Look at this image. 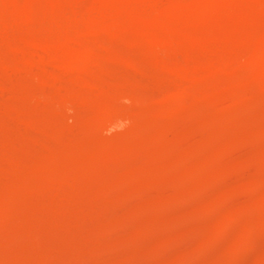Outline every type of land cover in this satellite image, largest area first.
<instances>
[{"label":"rangeland","instance_id":"obj_1","mask_svg":"<svg viewBox=\"0 0 264 264\" xmlns=\"http://www.w3.org/2000/svg\"><path fill=\"white\" fill-rule=\"evenodd\" d=\"M49 1H51V0H49ZM49 1L47 2V7L48 6L50 7V5L52 4V6H51L52 8L51 7L47 8L46 6L44 7L43 4L46 5V0L44 1L45 3L42 1H39L36 4L34 3L35 5H30L29 7H27V10L33 12V13H31V15L36 13V15L33 16L34 18L30 19V21L31 20L32 21L30 23H28L27 25H25V23H23L22 19L19 17L18 18L15 17L18 19L16 21H15V19H13L14 16L12 18L14 21L11 20L10 16H6L3 19L0 18V38H1L0 39V45L5 50H7L8 53L19 49V47L20 48H22V47H28L29 48V45H30V47H35V50H39V51L43 52L44 54H50L51 56L53 55V57H52L53 59H58V58H60V56H61V58H64L65 55L67 56V54L74 52L75 50H77V52L75 51V53H84L86 51L93 50L94 47H95V51L94 50L93 51L95 52V54L91 59L92 61L90 62V68L89 69L74 70L72 72H67L65 67L58 66V68H57L58 71H57L56 76L55 75L43 76L42 75L43 73L41 72V70L39 71L37 67L32 65V62H30L29 58H26V61L25 60H18V61H21V64H22L21 68L22 69L20 68L18 72H12L8 76H4V77L0 78V84H1L0 85V89H1L0 90V135L2 132L4 134V135L2 134L0 136V140L2 139V141H0V152H1L0 156H2V157H0V164H1L0 165V189L4 185L9 184L8 182H11V180L13 178L12 176H14V175L16 176L13 178V180L15 178H17L18 170L20 172L24 168H28V167H29L30 171H33L34 168L36 169V171L39 170L38 171L39 174L33 176L35 178L31 177L30 180L28 179L26 181V183H23V182H22L23 184L20 182H19L20 184L15 183L17 187L14 184L15 188L13 187V189H12L13 191H7L6 195L4 194L5 191L4 192L0 191L4 195V196H2V198L0 197V199H2L3 202L5 201L4 202L5 204L8 202L9 198H10V201L14 200L13 201V212H14V216L16 217V218L14 217L15 219L13 218V220H14L13 223H11L8 228H6V231H5V229H4V231L0 230V232H1L0 233V264H95V263L112 264V262H111L112 258L111 257L109 258V256L113 255L112 257H114L117 255V253L121 254L122 253L121 251H124L125 254L126 253L127 254H131V253L135 254L136 253L138 255V258L133 259V261H132L133 264H143L141 257H142V254L146 253V252H152L153 257H155L154 262L152 264H186V263L192 264L194 261L195 253L196 254H205L206 252H210V254L206 253V255L209 254V255H211V257L216 254L214 257H212L216 261H217V258L219 260L222 258H227L228 256L232 257V254H234V253H232L231 251L237 252L239 248L238 249L236 247L231 248L233 250L229 249V252H228L227 249L223 246V242H227L228 240L232 239L235 236V234L238 233L239 231H246L247 233L252 235V237L264 238L263 237V235H264V221H263L264 220V208H263L264 207V186H263L264 185V158H263V154H264V105L263 104H264V101L261 102L260 105H258V107L255 109H254L255 106L252 105V101L254 99V93L255 92L256 93L259 92V93L264 95V89H263L264 88V0H201V1H199V0L198 1H196V0H132V2H130V0H123V1L122 0H87V1L86 0H75V2L77 1L76 3H72V2L71 3L69 2V4L66 3L68 6H66V4H63L61 6V4H59V3L53 4V2L52 3L50 2L51 3L50 4ZM145 1H146V3H145ZM99 2H100V4H99ZM179 2L180 3L181 2L182 3L187 2V3H189V7L186 8L185 6H183L182 3L179 4ZM130 3H132L134 6L136 5L135 6L136 10H135V12H133L132 14H130L129 16H127L125 18V16H123L122 13L124 12L125 4L127 5ZM9 4L10 3H1V0H0V12L2 13L4 11L5 14L7 13L9 15H12L13 12L17 13V11H15V9L17 10V6H15V4H10V5ZM141 4H142V6H141ZM3 5H4V7H3ZM107 7H110V9H108ZM31 8H35V9H33L34 11H32ZM102 8H104V12L99 11V9L101 10ZM106 8H107L109 13L106 11ZM46 9H47V11H45ZM48 9L51 12H49ZM51 9L54 12H52ZM11 11H12V13H11ZM41 11L43 12L44 15L42 14ZM61 11H63V12H61ZM4 12H3V14H4ZM46 12H48L49 14ZM221 12H222V14H221ZM27 13L30 14V12H27ZM99 13H102V15ZM46 14L48 16H46ZM60 14H63V16ZM156 14H158V15L163 14L162 16L165 18V22H163L161 24H164V25H161L160 23H158V24L155 23L154 16ZM96 15H97V17H96ZM215 15H216V17H215ZM78 16H80L81 19L77 21V19L79 18ZM202 16H203V20H201ZM40 17H43V18H40ZM176 17L178 20H176ZM36 18H37V20H36ZM96 18H97V20H96ZM2 20H3V23H2ZM11 21H13V22H11ZM178 21H179V23H178ZM17 22H19V23H17ZM77 22H79V23H77ZM96 22H97V24H96ZM186 22H187V24H186ZM203 22H204V24H203ZM5 23H7V24H5ZM16 23L19 25H22V26L24 24L25 26H24V28L22 26L16 27V25H17ZM66 23H67V25H66ZM76 23H77V25H79L78 29L76 28V27H78V26H76ZM195 23H197V25ZM3 24H4V26H3ZM55 24H56V26H55ZM73 24H75V25H73ZM171 24H173V25H171ZM181 24H183L182 26H186V29H185V27L180 26ZM178 25H179V27H178ZM5 26H6V28H5ZM61 26H62V28H61ZM67 26L69 28H67ZM71 26H72V28H71ZM195 26H197V27L194 28ZM9 27L11 28V33H12V34L11 33H9V34L12 36L7 41H2V39L4 37L3 34L6 35L7 32L10 31V29H7ZM56 27H57V29H55ZM80 27H81V29H80ZM82 28H84V29H82ZM151 28L152 29L154 28V30L156 29L157 31L154 32V30H152ZM18 29H20L22 31H20V30L18 31ZM69 29H70V31H69ZM175 29H177V30H175ZM198 30H199V32H197ZM55 31H58V32L54 34ZM62 31L65 32L63 35H62V33H63ZM73 31L76 33H74ZM186 32H187V34H186L187 39H186V35H185ZM148 33H149V35H148ZM189 33H190V35H189ZM32 34H33V36H32ZM178 34L183 38H181ZM54 35H55V37H54ZM196 35H198V37H195ZM56 36H58L57 37L58 39H56ZM148 36H149V39L147 38ZM191 36H192V38H190ZM152 37H153V40L150 39ZM155 38L157 39L158 44H155V42H156ZM164 38H167V41H166V39L162 40ZM174 38H175V40H174ZM193 38H196V40ZM216 38H218L220 40H218ZM158 39H159V41H162V42H159ZM179 39H180V41H179ZM182 39H183V41H182ZM185 39L187 40V42ZM198 39L200 42L198 41ZM170 40H172V41H170ZM173 40L177 44H175V43L173 44ZM14 41H16V43ZM79 41H81V42H79ZM148 41H149V43H148ZM197 41L199 43H197ZM18 42H20V44H18ZM40 42H41V44H40ZM75 42H76V45L77 46L79 45L80 47L78 46L76 48V45L74 44ZM135 42L136 43L138 42V44L141 46L136 47V45H138V44H136ZM146 43L148 46L146 45ZM150 43H152L151 45H154V46L156 45V51L151 48ZM164 43H166V45L162 46V44H164ZM208 43H209V45H208ZM219 43H220V45H219ZM189 44L191 46L190 48H189ZM74 45H75V47H74ZM175 45L177 47H174ZM134 46H135V49H133ZM160 46L162 48H165L163 50L164 52H166L170 46L171 48L168 51H171V52L163 53ZM81 47H84V49H81ZM195 47L197 49H194V50L197 52V54L199 56H197V54L195 52V53H193V55H195V56L191 57L190 55H192V52H194L193 48H195ZM64 48H65V50H64ZM69 48H70V50H69ZM73 48H75V49H73ZM139 48H141V49L143 48L144 50L143 49L140 50ZM145 48H147L146 52H145ZM159 48H160V50H159ZM175 48H177L178 50L182 49V48L183 49L179 50V51H181V52H179V51H177V49L174 50ZM229 48H230V50H229ZM129 49L131 51H129ZM132 49L134 51H137V49H139V50L137 51V53L134 52L135 54H133ZM151 49H152V52H154V55H153V53H151V51H149ZM96 51H97V53H96ZM125 51H126V53H125ZM172 51H174V52H172ZM184 51H187L188 54L185 53ZM155 52L158 54H156ZM183 52H184V54H182ZM144 53H146V54H144ZM148 53H150V55ZM131 54H132V56H131ZM178 55H181V56H178ZM150 56H151V58H150ZM186 56L189 57V59ZM183 58H184V60H182ZM191 58H193V59H191ZM1 59L3 61H1ZM185 59L187 60V62H185L186 61ZM15 61L17 62V60H15L11 56L4 57L3 55H0V62H5L6 64L9 63L8 65H11V64L15 63ZM182 61H184V63ZM213 61L214 62L218 61V65L215 64ZM105 62H107V63H105ZM245 62H246V64H245ZM93 63H94V65H93ZM186 63H188V65ZM219 63H222L224 67L227 66L228 71H229V69L231 70L228 73L230 75H228V74H226V76L225 75L224 76L218 75L219 71L221 69L220 66L222 67V64H219ZM104 64H107V66L105 65V67H104ZM200 64H201V66H200ZM213 64H215V65H213ZM202 65H204V66H202ZM206 65L208 67L205 68ZM229 65H230V67L232 66L233 68H236V67L237 68L234 70L233 68H230ZM117 66H118V68H117ZM34 67H35V69H33ZM217 67H219V69ZM59 69H61V70H59ZM97 70H98V73H97ZM141 70L144 72V74ZM209 70H211L212 72ZM178 71H180V72L182 71L183 73L182 72L178 73ZM185 71H186V73H184ZM192 72H193V74H192ZM236 72H237V74H236ZM240 72H241V77H239ZM243 72H244V74H243ZM202 73L204 75L209 74L212 77L211 78L207 75L208 76L207 82L209 81L208 86L206 85V81H205V84H203V85L195 86V84H193L194 81H195V83H197L196 81H198V79L202 77V76L199 77L200 75H203ZM210 73H212L213 75ZM107 74H109V75H107ZM247 74H248V77H247ZM127 75L128 76L130 75L131 77L130 76L127 77ZM135 75L137 76V78ZM147 75L149 78L147 77ZM182 76H184V79ZM190 76L194 77V79L195 78L196 79L193 80L190 78ZM61 77H63V78H61ZM175 77L177 79H175ZM179 77H180V79H179ZM185 77L186 78L188 77V78L186 79ZM134 78H136V79H134ZM245 78L248 79V80H246V82L249 83V87H248L249 90L248 91L245 90L246 92L244 90L243 91L237 90L235 88V86L237 85V83H241L243 81V79L245 81ZM105 79L107 81H105ZM133 79H134V83L136 82L135 80H138L137 82H139V85H137V82H136V84H134ZM148 79L151 81H149ZM166 79H167V81H166ZM168 79H170V80L173 79V80L168 81ZM181 79H183V80H181ZM215 79H216V81H215ZM130 80H132L131 81L132 84L130 83ZM145 80H147L148 82L146 81L147 82L146 83ZM163 80H165V81H163ZM179 80H181V81H179ZM14 81H16V82H14ZM78 81H80V83H78ZM127 81H128V83H130L132 85V90H129L130 93L128 91L126 94H123L124 96H126V98L124 97L125 99L123 98L122 94L119 97L116 96V98H115V96L109 94L113 90H115V89H112V88H114L113 86H116L115 88L118 89L121 86L120 84H123V82L127 83ZM186 81H188V82H186ZM253 81H255V82H253ZM81 82H82L83 86H85V85H87V86L86 87L78 86L81 84ZM150 82H152V83L149 85ZM184 82H185V84H184ZM191 82H192V86H191ZM85 83H89V85L85 84ZM108 83H109V85H107ZM141 83H143L144 86L141 85ZM100 84L103 86H101ZM72 85H73V88H69V87H72ZM185 85L187 86V88ZM109 86H111V92L109 91L110 90ZM133 86H137V87H133ZM253 86L254 87L256 86V87L252 88ZM4 87H6V88H4ZM89 87L90 88L92 87V88L90 89ZM182 87H183V89H182ZM189 87H191V89H189ZM199 87H200V89H199ZM77 88H78V90H77ZM81 88H82V90H80ZM85 88L87 90L89 89L88 91L91 93H88L87 91H85L86 90ZM96 88L99 90H96ZM229 88H231V89H229ZM259 88H261V90ZM104 89H105V91H104ZM194 89H195L196 93H194ZM198 89H199V91H198ZM255 89L256 90L258 89V90L256 91ZM94 90H95V92H94ZM60 91H62V92H60ZM78 91L80 93H77ZM227 91H228V93H227ZM251 91H254V92H251ZM52 92L55 93V95H53ZM86 92H87V94H90V95L92 94V95L91 96L87 95ZM71 93L74 95H71ZM82 93L84 95H81ZM95 93L98 96L93 95ZM99 93H100V95H99ZM246 93H248V94H246ZM185 94H187V95H185ZM192 94H193V96H192ZM197 94H198V96H197ZM45 95L47 96V99H46ZM57 95H58V98H57ZM67 95L71 101L68 98H66ZM184 95H185V97L183 98ZM188 95H190V96H188ZM54 96H55V98H54ZM73 96H75V97H73ZM77 96H78V98H77ZM79 96H80V98H79ZM226 96H227V98H226ZM61 97H63V98H61ZM84 97H85V99H84ZM94 97L98 98V99H95ZM168 97L172 100L167 99ZM192 97H195L196 100ZM222 97H223V99H222ZM100 98H102V99H100ZM110 98H111V100H110ZM182 98H183V100H182ZM191 98L194 100H191ZM198 98L201 101H210V103H211L210 107L211 108H209V112H210V115L212 114V116H210L208 114L209 112L207 114H202L201 112H199V115H197L198 112H196V113H194L196 115L193 114L191 116H187L182 121L177 120L178 118L175 117L177 115V113L184 112L188 108V106L191 105V103L192 104L195 103L198 100ZM201 98L202 99L204 98L205 100L204 99L202 100ZM59 99L60 100L63 99V102L61 103V101ZM104 99L105 100L109 99V100L103 101ZM114 99H115V102H114ZM89 100H91L92 102H89ZM98 100H101V101H98ZM117 100H118V102H117ZM190 100H191V102H190ZM227 100H231V101H227ZM40 101L41 102L43 101L44 105H42V106L45 109L42 106L40 107ZM50 101H51V103H50ZM108 101L111 104H108L109 103ZM171 101H172V103H171ZM53 102H58L60 107L57 108L58 107L57 105H56L57 107L56 106L53 107V105H52ZM66 102L71 103L70 105L72 106V108H70L71 106L70 107L66 106L67 105ZM75 102H77V103H75ZM180 102H181V104H180ZM225 102L226 103L230 102L228 105H229V107L233 113L238 114V113L243 112L245 114H248L246 112L249 110L248 111L249 114L251 115V113H252L253 114L252 116L255 119V120L253 119L254 124H252L253 123L252 122L250 124L251 126L249 128H248V126H247V128H245L246 127V125H245V127L243 129V127L240 125L243 123H240L239 121H231V122H229V123H231L230 126L228 123L227 124L228 127H226L227 129L230 127L229 131L226 130V133H223V131L221 130L222 127L220 125H218L217 121H215V119H216L215 116H216V112L218 110L220 111L221 107L223 108V106L225 105ZM232 103H233V105H232ZM250 104H251V107L253 106V108L250 107ZM76 105H79V106H76ZM110 106H114V107H112L113 109ZM118 106L120 108L122 107L125 110L120 109ZM156 106H157V108H156ZM163 106H164V108H163ZM173 106H174V108H171ZM182 106H183V109H182ZM63 107H64V109H63ZM68 107H69V109H68ZM73 107L76 108V111H74ZM78 107H81V108L86 107L85 110L88 113H86L85 110H80V108H78ZM106 107L111 108L113 111H115L117 113L122 112V110L124 112V111H126V108H128L129 111H127V112L130 115L132 114L133 117H135V116L137 117V115L139 113L142 115V113L144 114V112L147 113V112L154 111L153 112L154 117L151 121L143 123L142 124V125H144L143 127H142V125H138V124H137L138 127H136L135 126L136 123H134L135 125H133V128H132V123H130V126H128L129 123H127V126H126L125 123L116 122V125L113 123V125L111 124V126L109 125L106 127L107 129L104 128L103 130L101 129V131H99L98 127H96V126L94 127V125L88 126V127L85 126V128L83 127L82 132H84V133H81L80 129L74 128V124H75L74 120H75V118L78 117V115H80V117H81V119H78V121L82 120V122H83V121H85L84 119H86V117L89 115L90 116L92 115L93 117H96V115L98 116V114L103 109H106ZM41 108H43V109H41ZM98 108H99V110H98ZM115 108H117V109H115ZM162 108H163V110L166 108V111H162ZM178 108H179V110H178ZM65 109H66V111H65ZM146 109L148 111H146ZM159 109H161V110H159ZM170 109H171V111H170ZM181 109H182V111H180ZM212 109H213V112H212ZM50 110H52L54 113ZM174 110H175L176 115H174ZM254 110H255V112H254ZM138 111H140V112H138ZM159 111H160V113H159ZM235 111H237V112H235ZM93 112H94V114H93ZM155 112H156V114H155ZM162 112H166V116L164 115L165 113L162 114ZM77 113H79V114H77ZM134 113L135 114L138 113V114L133 115ZM170 113L172 115H170ZM257 114H259V115H257ZM81 115H83V116H81ZM161 115H162V118H161ZM203 116H205L204 119H203ZM72 117H75V118H72ZM155 120H156V122H155ZM10 121H12V122H10ZM151 122H153V123H151ZM180 122H182V123H180ZM18 123H20V124H18ZM117 123H119V124H117ZM6 124H8V125H6ZM61 124H62V126H61ZM66 124H68V125H66ZM121 124H122V126H120ZM202 124H204V125H202ZM14 125H16V126H14ZM118 125L121 128L124 127V128H122L124 130H122ZM65 126L66 127L68 126V128L66 129ZM158 126H160V127H158ZM214 126H215V128H214ZM23 127L26 129H24ZM59 127H60V129H59ZM62 127H64L65 129ZM93 127H94V129H93ZM127 127L131 130V132H130V130L126 129ZM10 128H12V130ZM51 128H52V130H51ZM69 128L70 129L74 128L73 131L71 130L72 131L71 133L74 132L73 135H76V137L80 133L87 135V137L89 136L88 138H92V137H94V135L96 136V134L100 135V140L102 142V151H101V153L96 155V157H93L94 155H92L91 150L88 152L89 148L86 149L87 151L85 150L87 157L89 158V161L87 162V165L84 168L85 170L84 169H81L82 171L78 170L77 173L76 172L73 173L72 169H68V168L66 169V167H65V165L68 163L70 158L71 157L73 158V155H75V154L78 155V153L80 152V150H78V148H75V147L73 148V146H70L73 143V141H72L73 138H71L72 140H70V138H67V137L65 138V136L62 134L63 131L65 132ZM141 128H143V131ZM4 129L5 130L7 129L6 132ZM13 129H16V130H13ZM27 129H29L31 132L32 131L33 132L32 133L30 132L31 133L30 134ZM58 129L60 130L59 133H58V131H59ZM53 130L55 131V136H53V133H54ZM121 130L123 131V133ZM134 130H135V132H134ZM199 130H200V132H199ZM233 130H235V131H233ZM15 131H17L18 134ZM20 131H22V132H20ZM137 131L139 133L136 135ZM48 132L50 135H48ZM75 132H77V134ZM90 132H92V133H90ZM162 132H163V134L161 135ZM10 133H12L11 137H9ZM21 133H23V135ZM36 133H38V134H36ZM51 133H52V135H51ZM88 133H90V134H88ZM148 133H150V134H148ZM217 133H219V134H217ZM19 134H20V136H19ZM176 134H178V136ZM222 134H224V135L228 134V135H227V137L226 136L222 137L223 136ZM5 135L8 139L7 138L3 139L5 137ZM91 135H92V137H91ZM124 135L127 136V138ZM131 135L134 136V139H135V141L137 140V143L135 141L133 142L134 139L132 138L133 136L130 137ZM16 136H17V138H16ZM25 136H26V138H25ZM28 136H30V137H28ZM45 136H50L49 138L51 139V141H49L50 140L49 138H45ZM63 136H64V138H62ZM180 136L184 137L183 142L178 141ZM1 137H3V138H1ZM68 137H70V136H68ZM72 137H75V136H72ZM128 137L131 138L132 142L129 140ZM141 137H142V139H141ZM154 137H156V138H154ZM11 138L12 139L16 138V139H13V141H12ZM36 138L37 139L39 138L38 141ZM43 138H45V139H43ZM170 138H172V139H170ZM209 138H211V139H209ZM68 140L72 141V143H69L70 141H68ZM165 140H166V142H165ZM30 141H32V142H30ZM122 141H124V143ZM155 141H157V142H155ZM210 141H211V143H210ZM13 142H16V143H13ZM23 142H25V143H23ZM215 142L217 144H215ZM120 143H122V144H120ZM67 144H69L68 148L71 147L70 148L71 151L73 148V152H74L73 154L72 153L65 154V155L61 154L62 149L64 150V148H67L66 147ZM192 144L204 145L207 147H206L204 152L203 151L202 152L201 151L200 152H197V151L192 152L189 149ZM73 145H74V143H73ZM109 146L111 149L109 148ZM61 147H63V148H61ZM241 147H243L245 150L243 151ZM246 147H247V149L248 148L249 149L247 150ZM7 148H9V149L7 150ZM106 148L108 150H105ZM114 148H116L117 151L119 150L118 151L119 153H117L116 149H114ZM144 148H145V151H143ZM154 148L156 150H154ZM3 149H4V151H3ZM112 149L114 150V152L116 151L115 154H117V158L118 157L119 158L118 159L115 158L112 162L110 161L111 162L110 163L107 159V157H108L107 153H109V151H112ZM103 150H104V152H103ZM135 150H137V151H135ZM184 151L186 152L185 154H184ZM238 151H239V154L237 155L235 152H238ZM90 153H91V156L88 155ZM234 153H235V155H234ZM240 153H241V155H240ZM48 154H49V156L52 155L51 156V158L53 157L52 162L55 161L58 166H62V167L64 166L63 168L66 170H64L62 168L61 169L56 168L57 170H54V169L52 170V171H54L53 173L50 172V174H51L50 176H48V174L44 175V173H42V172L45 170L46 164H48V162L45 159L46 157H48ZM125 154H127V155H125ZM167 154H169V155H167ZM217 155H218V157H217ZM242 155H244V158L246 161L241 166H237L235 164V160L238 156H242ZM5 156H7V157L4 158ZM33 156L36 160L33 158ZM36 156H38L39 159ZM54 156H56V157L60 156L58 158H60L61 160L54 157ZM64 156H66V157L71 156V157L66 158ZM128 156H130V157L128 158ZM164 156H166V157H164ZM177 156H178V158H177ZM193 156H195V157H193ZM196 156H198V157H196ZM11 157H13V158H11ZM42 157H44V158H42ZM100 157H101V159H100ZM156 157H157V159H156ZM160 158L166 159V160L170 161L171 163L173 162L171 164L172 168L170 167L173 170H168L167 172H170V173H166L165 174L166 176H163V178H161L160 176H157L159 173L152 174L155 177L152 175H149V176H151L150 177L151 179H147V180H150V181L145 180L146 183L144 181L142 182L140 179H142L143 176H147L148 174H150V172L148 171V170H150V168H151V173H152V171H155L154 166L155 167L157 166V163L160 160ZM189 158H191V159H189ZM1 159H3V160H1ZM10 159H13L14 161L10 160ZM26 159H29V160H26ZM98 159H100V160H98ZM218 159H219V161H218ZM106 161H108V162H106ZM153 161H154V163H153ZM190 161H192V162L188 163ZM221 161H223V162H221ZM3 162H5V163H3ZM9 162L16 163V164H11V163L9 164ZM155 163H156V165H155ZM210 164H211V166H210ZM182 165L184 167H182ZM191 165H193V166H191ZM14 166H17V167H14ZM30 166L34 167V168H31ZM139 166L142 168H140ZM147 166H149V169ZM175 166H177V167L179 166V167L177 168ZM7 169H9V170H7ZM94 169H95V171H94ZM174 169H176V170H174ZM205 169H207L208 171H206ZM254 169L256 172L254 171ZM88 170H90V171L92 170V171L90 172ZM179 170H181V171H179ZM2 171H4V172H2ZM10 171L13 172L12 175H11ZM130 171H131V173H130ZM136 171H137V173H136ZM138 171H139V174L141 173L140 175L138 174ZM250 171H251V173H250ZM143 172L146 174H143ZM171 172L172 173L175 172V173H173L174 175L171 174ZM54 173H55V175H54ZM253 173H255V177L257 178L258 183H260L258 186V187H260V189L257 187L259 190L258 191L259 193L256 190L257 188L255 189L256 192L255 191L248 192V189L246 187L247 179ZM248 174H249V176H248ZM84 177H85V179H82ZM87 177H88V179H87ZM8 178H9V180H7ZM127 178H129V179H127ZM155 178H157L156 179V180H158L157 182L153 181ZM181 178H183V179H181ZM134 179L135 180L139 179L140 181L139 180L138 181L142 183V184H140V187H139L142 190L141 191L142 193L139 192V194L141 193L140 196H139V194L136 195V197L138 196L140 198H134V196H132V192L134 195V190H135L133 188H134V186L136 188V182L138 183V181L137 180L135 181ZM162 179H164V180L162 181ZM5 180H7L8 182H6ZM13 180H12V183L14 182ZM142 180H144V178ZM51 181H52V183H51ZM120 181H122V183ZM188 181H190L189 184L191 186H186L188 184ZM71 182L75 183V184H72ZM193 183H194L193 186L195 189L192 186ZM200 184H202V185H200ZM26 185H27V187H26ZM44 185H46L45 186V187H47L46 189H49L50 187L53 189V190L51 189L52 193L50 190L48 191L49 192L48 194H50L51 196L48 195L49 197L48 196L46 197V195H47L46 192L41 193L42 191L40 189L43 188ZM128 185H130V186H128ZM196 185H198V186H196ZM19 186L23 189V191H22V189H20ZM83 186H85L86 188ZM109 186H110V188H109ZM69 187H71V188H69ZM191 187L193 188V190H191L192 189ZM55 188H57L58 191L54 190ZM68 188L72 189V190L66 192L67 190H69ZM24 189H27V190H24ZM100 189H101V191H100ZM110 189H112V190H110ZM37 190L38 191L40 190L39 191L40 193H37ZM54 191L56 192V194ZM61 191H63V192H61ZM107 191H108V195H106ZM158 191H159V193H158ZM53 192H54V194H53ZM57 192H58V197L56 196V198H54V196L57 195ZM1 193H0V195H1ZM23 193H25V194H23ZM61 193H62V196H59V195H61ZM101 193L104 195L102 196ZM111 193H113V194H111ZM37 194H39V196ZM40 194H42V195L40 196ZM63 194H64V196H63ZM110 194H111V196L107 198L106 196H109ZM206 194H207V196H203ZM16 195L19 197L23 195V197L21 198L22 200L17 199ZM24 195L27 197L25 198ZM29 196L32 198L30 199ZM33 196H35V198H33ZM159 196H160V198H159ZM38 197H40V198L38 199ZM214 197L217 198V200H219V201L217 203L215 202L213 204L210 201ZM61 198H63V201ZM156 198H157V200H156ZM194 198H196V199H194ZM56 199L58 200L59 205L62 207L58 210H57V208L55 209L54 204H53V203L57 202ZM91 199H93V200H91ZM191 200H192V202H193V200L194 201L197 200V201L194 202V204H193L191 202ZM133 201H134V203H133ZM187 201L191 202L194 207L192 206L193 207L192 208L191 203H189ZM16 202L19 204H17ZM33 203L35 204L36 207L33 206L34 205ZM49 203H51L52 205ZM220 203H222V204H220ZM11 204H12V202H11ZM31 204H33V205L31 206ZM184 204H186L187 208ZM92 205H93V207H92ZM109 205H111V206H109ZM151 205L155 209L154 208H148ZM73 206H74V208H73ZM49 207H50V209H49ZM35 208L37 210L38 209H40V210L37 211ZM63 208H65V209H63ZM68 208H70V209H68ZM92 208H94V210ZM125 208H127V209H125ZM43 209H45V210L42 211ZM67 209L70 210V213L68 212ZM71 209L74 211V214H73V211ZM75 209H77V210H75ZM80 209L82 212L80 211ZM129 209L131 211L130 215H132V217L124 212V211L129 210ZM157 209H158V211H157ZM233 209H237V211H238L237 217L238 218L236 217L237 218L236 220L233 219L232 221H234V222L229 221V223H225V221L227 222L230 211ZM258 209H259V211H258ZM66 210H67V213H66ZM155 210L157 213L156 215L159 216L160 220L165 224V226L168 225L167 229L169 230L168 235L166 236L167 238H161V240L159 239V242H161V243H159L158 240H156L157 239V234H156L157 231H155V230H157V229L152 228V230H151V228H148V227L145 228L146 226L142 225L139 222L140 220L145 219V215H146V218L150 217L151 215H155ZM40 211H41V213L38 214V212H40ZM61 211H63V212H61ZM75 211H76V213H78L77 218H75L76 217ZM171 212L173 213V215L170 214ZM193 212H194V214L192 215ZM87 213H89L91 215H88ZM147 213H149V214H147ZM167 214H168V216H167ZM211 214H212V216H211ZM190 215H192V216H190ZM204 215L208 216V217H210V216L211 217L215 216V217L209 221L207 219H205L207 221H204L203 220L204 217L202 218V216H204ZM84 216L86 217V219ZM105 216H106V218L108 217L109 219L108 218L105 219ZM115 216H117V218ZM55 217H57V219ZM99 217L101 220L99 219ZM190 218H191V220H190ZM29 220L32 221V224H31V222H29ZM47 220H49V221L51 220V221L49 223L47 222L45 224L44 222H46ZM52 220L54 222H57V223L59 220V223L54 224V222ZM68 220H69L70 224L68 223ZM80 220H81V222H80ZM109 220L111 221V223H109L110 222ZM40 221H43V222H40ZM27 222L30 223V225H32L33 228L35 227V229H37V231L35 230L31 234H21L20 229L23 228V225L26 224ZM35 223H37V224H35ZM40 223H41V227L39 228ZM79 223H81V224L84 223V225H82L83 227ZM192 223H194V224H192ZM33 225H35V226H33ZM47 225H50V227H48ZM51 225H52V228H51ZM53 225L54 226L56 225V227H53ZM125 225L126 226L128 225V226L126 227ZM45 226L48 228H46ZM59 226L61 227V228H59L60 230L57 228ZM86 226H88V227H86ZM184 226H185V228L188 226L189 229L188 228L187 229H188L189 236L187 234L184 237V235L182 234L181 231H184L183 230ZM10 227H12V228H10ZM15 227H17V228H15ZM80 227H81V229H79ZM88 228H90V229H88ZM93 228H95V229H93ZM125 228L127 229V231H124ZM51 229H52V231H51ZM141 229H142V231H141ZM230 229H232L233 231H231ZM96 230L99 232H97ZM38 231H40V232H38ZM171 231H172V233H170ZM223 231H224V233H223ZM228 231H229V233H228ZM110 232H111V234L113 232L114 233L112 235H110ZM180 232L183 235V237H179ZM81 233H82V236H81ZM88 233H92L91 236L93 238ZM230 233H231V235H227ZM95 234H97V237ZM101 234H103V235H101ZM142 234H143V237H142ZM117 235L119 238L115 237ZM206 235H208V237H210L209 238L210 240L208 239V237ZM85 236H87V237L85 238ZM108 236H109V238L111 237L112 242L110 239L107 238ZM113 236H114V238H112ZM204 236H206V237H204ZM193 237H194V239H193ZM96 238H97V241H99V242L96 241ZM212 238L215 240L213 241ZM92 239H93V241H92ZM143 239L146 241H143ZM198 239H199V241H198ZM86 240H87V242H90L93 245L95 242V245L94 246L92 245V247L96 250V251L94 250V252H96L95 253L96 255L92 254L93 253L92 252L91 254L90 253H84L85 257H84V255H82L83 257L80 256L81 254L79 252H80V250H82V247H83V246L81 247V245L83 244L82 241L86 242ZM147 240H149L150 242ZM155 240H156V242H155ZM108 241L111 243V245ZM153 241L155 242V244H153L154 243ZM151 242H153V243H151ZM162 242H164V243H162ZM112 243H113V245H112ZM132 243H134V244H132ZM77 244H78V247H77ZM75 245H76V247H75ZM127 245L130 247H127ZM131 246L134 248H132ZM138 246H141V248L140 249L137 248ZM160 246H161V249H160ZM213 246H214V248H213ZM76 248H78V250ZM108 248H109V250H108ZM124 248H125V250H124ZM126 248H127V250H126ZM116 249H118L119 251L118 250L115 251ZM107 250H108V252H107ZM131 250L134 252H132ZM97 251L98 252L100 251L101 255L103 253L104 254L103 257L100 255V253L98 254ZM111 251L112 252L114 251L116 254H114V252H113V254H111L112 253ZM247 252L252 254V258H248V259H246V261L245 260H244V262L242 261V263L240 262L241 264H264V248L260 245L258 239H254L252 242H249ZM108 253H109V256H107ZM86 254H87V256H86ZM91 255H93V256H91ZM97 255H98V257H97ZM104 256L108 257L107 259L105 257L106 261H108V262H104L103 260H105V259L100 260V258H104ZM181 257H182V260H181ZM214 260L212 263H209V264H215L214 262H216V261H214ZM102 261H103V263H102ZM132 262L123 263V264H132ZM240 263H238V264H240Z\"/></svg>","mask_w":264,"mask_h":264},{"label":"bare ground","instance_id":"obj_2","mask_svg":"<svg viewBox=\"0 0 264 264\" xmlns=\"http://www.w3.org/2000/svg\"><path fill=\"white\" fill-rule=\"evenodd\" d=\"M39 1H42V2H44L45 0H1V3H10V4H15V6H17V10L15 9V11H17V13L16 12H13V14L12 15H9V14H5V12H4V14H3V12L1 13L0 12V18L1 19H3V18H5L6 16H10V18H11V20H13V19H15V21L16 20H18L17 18L19 17V18H21L22 19V21H23V23H25V25H27L28 23H30L31 21H30V19L32 18H34L33 16L34 15H36V13L35 14H33V15H31V13H33V12H31V11H29V10H27V7H29L30 5H35L36 3H38ZM49 0H46V5L45 4H43L44 5V7L46 6L47 7V2H48ZM87 1V0H86ZM123 1V0H122ZM196 1H198V0H196ZM199 1H201V0H199ZM52 3L53 2V4L54 3H59V4H61V6L63 5V4H66V3H68L69 4V2L71 3H76L75 2V0H51V1H49V3ZM116 2V1H115ZM128 2V1H127ZM130 2H132V0H130ZM150 2V1H149ZM228 2V1H227ZM35 3V4H34ZM45 3V2H44ZM50 3V4H51ZM109 3V2H108ZM112 3V2H111ZM145 3H146V1H145ZM148 3V2H147ZM182 3V2H181ZM180 2H179V4H181ZM198 3V2H197ZM203 3V2H202ZM260 3V2H259ZM9 4V5H10ZM99 4H100V2H99ZM114 4V3H113ZM183 4V6H185L186 8H188L189 7V3H187V2H183L182 3ZM217 4V3H216ZM42 5V4H41ZM56 5V4H55ZM71 5V4H70ZM112 5V4H111ZM149 5V4H148ZM147 5V6H148ZM202 5V4H201ZM225 5V4H224ZM227 5V4H226ZM7 6V5H6ZM14 6V7H15ZM52 6V4L50 5V7ZM66 6H68L67 4H66ZM105 6V5H104ZM107 6V5H106ZM110 6V5H109ZM113 6V5H112ZM136 6V5H135ZM135 6L132 4V3H130V4H125V7H124V12L122 13V15L123 16H125V18L127 17V16H129L130 14H132L133 12H135V10H136V8H135ZM141 6H142V4H141ZM259 6V5H258ZM3 7H4V5H3ZM9 7V6H8ZM13 7V6H12ZM49 7V6H48ZM47 7V8H48ZM49 7V8H50ZM76 7V6H75ZM78 7V6H77ZM116 7V6H115ZM10 8V7H9ZM52 8V7H51ZM108 9H110V7H107ZM107 8H106V11L108 12V10H107ZM139 8V7H138ZM173 8V7H172ZM204 8V7H203ZM216 8V7H215ZM8 9V8H7ZM6 9V10H7ZM32 9V11H34L33 9H35V8H31ZM58 9V8H57ZM61 9V8H60ZM85 9V8H84ZM103 9V10H102ZM101 10L99 9V11H102V12H104V8H102ZM196 9V8H195ZM194 9V10H195ZM219 9V8H218ZM231 9V8H230ZM27 10V11H26ZM42 10V9H41ZM52 10V9H51ZM56 10V9H55ZM65 10V9H64ZM63 10V11H64ZM98 10V9H97ZM96 10V11H97ZM116 10V9H115ZM123 10V9H122ZM141 10V9H140ZM229 10V9H228ZM45 11H47V9L45 10ZM48 11H49V9H48ZM63 11H61V12H63ZM71 11V10H70ZM165 11V10H164ZM198 11V10H197ZM204 11V10H203ZM216 11V10H215ZM27 12H30V14H28ZM42 12V11H41ZM49 12H51V11H49ZM52 12H54L53 10H52ZM68 12V11H67ZM74 12V11H73ZM92 12V11H91ZM98 12V11H97ZM155 12V11H154ZM174 12V11H173ZM194 12V11H193ZM11 13H12V11H11ZM38 13V12H37ZM40 13V12H39ZM46 13H48V12H46ZM109 13V12H108ZM177 13V12H176ZM187 13V12H186ZM220 13V12H219ZM42 14H43V12H42ZM49 14V13H48ZM76 14V13H75ZM95 14V13H94ZM98 14V13H97ZM99 14H101L102 15V13H99ZM153 14V13H152ZM189 14V13H188ZM221 14H222V12H221ZM224 14V13H223ZM5 15V16H4ZM39 15V14H38ZM44 15V14H43ZM60 15H62L63 16V14H60ZM89 15V14H88ZM91 15V14H90ZM120 15V14H119ZM163 15V14H162ZM162 15H158V14H156L155 16H154V21H155V23L156 24H158V23H163V22H165V18L162 16ZM196 15V14H195ZM208 15V14H207ZM12 16V17H11ZM13 16H14V18H13ZM46 16H48L47 14H46ZM95 16V15H94ZM174 16V15H173ZM204 16V15H203ZM203 16H202V19L201 20H203ZM210 16V15H209ZM15 17H17V18H15ZM37 17V16H36ZM50 17V16H49ZM53 17V16H52ZM79 18L77 19V21L78 20H80L81 19V17L80 16H78ZM93 17V16H92ZM96 17H97V15H96ZM99 17V16H98ZM168 17V16H167ZM175 17V16H174ZM186 17V16H185ZM193 17V16H192ZM215 17H216V15H215ZM220 17V16H219ZM9 18V17H8ZM13 18V19H12ZM38 18V17H37ZM37 18H36V20H37ZM40 18H43V17H40ZM39 18V19H40ZM189 18V17H188ZM20 19V20H21ZM172 19V18H171ZM186 19V18H185ZM184 19V20H185ZM190 19V18H189ZM188 19V20H189ZM7 20V19H6ZM92 20V19H91ZM96 20H97V18H96ZM176 20H178L177 19V17H176ZM181 20V19H180ZM200 20V21H201ZM211 20V19H210ZM14 21V20H13ZM13 21H11V22H13ZM25 21V22H24ZM29 21V22H28ZM48 21V20H47ZM175 21V20H174ZM196 21V20H195ZM46 22V21H45ZM2 23H3V20H2ZM17 23H19V22H17ZM16 23V24H17ZM77 23H79V22H77ZM77 23H76V26H78V27H76L77 29L79 28V25H77ZM178 23H179V21H178ZM208 23V22H207ZM5 24H7V23H5ZM11 24V23H10ZM53 24V23H52ZM96 24H97V22H96ZM186 24H187V22H186ZM196 25H197V23H195ZM194 24V25H195ZM203 24H204V22H203ZM2 25V24H1ZM24 24H23V26L22 25H19V24H17L16 25V27H20V26H22L23 28H24V26H25ZM66 25H67V23H66ZM73 25H75V24H73ZM161 25H164V24H161ZM171 25H173V24H171ZM183 24H181L180 26H182ZM3 26H4V24H3ZM38 26V25H37ZM55 26H56V24H55ZM69 26V25H68ZM67 26V28H69ZM97 26V25H96ZM169 26V25H168ZM188 26V25H187ZM199 26V25H198ZM14 27V26H13ZM46 27V26H45ZM83 27V26H82ZM90 27V26H89ZM166 27V26H165ZM178 27H179V25H178ZM182 27H185V29H186V26H182ZM181 27V28H182ZM197 26H195L194 28H196ZM5 28H6V26H5ZM15 28V27H14ZM50 28V27H49ZM54 28V27H53ZM61 28H62V26H61ZM71 28H72V26H71ZM173 28V27H172ZM193 28V27H192ZM200 28V27H199ZM7 29H10V31H8L7 32V34L5 35V34H3L4 35V37H3V39H2V41H7L9 38H11V36L12 35H10L9 33H11V28L9 27V28H7ZM17 29V28H16ZM21 29V28H20ZM20 29H18V31L20 30ZM55 29H57V27L55 28ZM80 29H81V27H80ZM82 29H84V28H82ZM88 29V28H87ZM125 29V28H124ZM152 29V28H151ZM161 29V28H160ZM202 29V28H201ZM15 30V29H14ZM47 30V29H46ZM152 30H154V28L152 29ZM175 30H177V29H175ZM17 31V32H18ZM20 31H22V30H20ZM69 31H70V29H69ZM80 31V30H79ZM86 31V30H85ZM155 31H157L156 29L154 30V32ZM185 31V30H184ZM190 31V30H189ZM188 31V32H189ZM5 32V31H4ZM13 32V31H12ZM58 31H55L54 32V34L55 33H57ZM63 32V31H62ZM61 32V33H62ZM74 32V31H73ZM81 32V31H80ZM197 32H199V30L197 31ZM65 32H63L62 33V35L64 34ZM68 33V32H67ZM74 33H76V32H74ZM79 33V32H78ZM177 33V32H176ZM184 33V32H183ZM193 33V32H192ZM12 34V33H11ZM41 34V33H40ZM49 34V33H48ZM187 34V32L185 33V35ZM2 35V34H1ZM26 35V34H25ZM72 35V34H71ZM148 35H149V33H148ZM175 35V34H174ZM179 35V34H178ZM189 35H190V33H189ZM193 35V34H192ZM32 36H33V34H32ZM70 36V35H69ZM79 36V35H78ZM91 36V35H90ZM153 36V35H152ZM161 36V35H160ZM176 36V35H175ZM180 36V35H179ZM184 36V35H183ZM194 36V35H193ZM54 37H55V35H54ZM58 36H56V39H58L57 38ZM63 37V36H62ZM65 37V36H64ZM137 37V36H136ZM139 37V36H138ZM146 37V36H145ZM154 37V36H153ZM153 37L152 38H150L151 40H153ZM181 37V36H180ZM195 37H198V35H196ZM39 38V37H38ZM148 39H149V36L147 37ZM181 38H183V37H181ZM190 38H192V36L190 37ZM220 38V37H219ZM1 39V38H0ZM28 39V38H27ZM61 39V38H60ZM156 39V38H155ZM154 39V40H155ZM166 39V41H167V38H164V39H162V40H165ZM186 39H187V35H186ZM185 39V40H186ZM189 39V38H188ZM193 39H195L196 40V38H193ZM216 39H218V38H216ZM62 40V39H61ZM169 40V39H168ZM174 40H175V38H174ZM174 40H173V44L175 43L174 42ZM201 40V39H200ZM218 40H220V39H218ZM18 41V40H17ZM73 41V40H72ZM82 41V40H81ZM81 41H79V42H81ZM158 41H159V39H158ZM170 41H172V40H170ZM179 41H180V39H179ZM178 41V42H179ZM182 41H183V39H182ZM198 41H199V39H198ZM197 41V43H199ZM217 41V40H216ZM12 42V41H11ZM15 43H16V41H14ZM24 42V41H23ZM22 42V43H23ZM69 42V41H68ZM153 42V41H152ZM159 42H162V41H159ZM185 42V41H184ZM186 42H187V40H186ZM202 42V41H201ZM205 42V41H204ZM21 43V44H22ZM136 43V42H135ZM148 43H149V41H148ZM189 43V42H188ZM196 43V44H197ZM203 43V42H202ZM215 43V42H214ZM18 44H20V42H18ZM17 44V45H18ZM40 44H41V42H40ZM49 44V43H48ZM53 44V43H52ZM75 45H76V42L74 43ZM134 44V43H133ZM136 44H138V42L136 43ZM143 44V43H142ZM152 43H150V46H151V48L153 49V50H155L156 51V45L154 46V45H151ZM155 44H158L157 43V39H156V42H155ZM160 44V43H159ZM175 44H177V43H175ZM183 44V43H182ZM181 44V45H182ZM217 44V43H216ZM24 45V44H23ZM57 45V44H56ZM75 45H74V47H75ZM91 45V44H90ZM146 45H147V43H146ZM166 45V43H164V44H162V46H165ZM180 45V46H181ZM192 45V44H191ZM208 45H209V43H208ZM219 45H220V43H219ZM222 45V44H221ZM261 45V44H260ZM9 46V45H8ZM13 46V45H12ZM51 46V45H50ZM53 46V45H52ZM72 46V45H71ZM79 46V45H78ZM77 45H76V48L78 47ZM140 47L141 45H136V47ZM145 46V45H144ZM148 46V45H147ZM159 46V45H158ZM168 46V45H167ZM179 46V47H180ZM193 46V45H192ZM5 47V46H4ZM18 47V46H17ZM56 47V46H55ZM80 47V46H79ZM161 47V46H160ZM174 47H177L176 45L174 46ZM173 47V48H174ZM182 47V46H181ZM186 47V46H185ZM191 46H190V44H189V48H190ZM197 47V46H196ZM193 48V50L194 49H197V48ZM227 47V46H226ZM14 48V47H13ZM71 48V47H70ZM70 48H69V50H70ZM88 48V47H87ZM86 48V49H87ZM148 48V47H147ZM147 48H145V52H146V50H147ZM170 46H169V48H168V50H170ZM172 48V49H173ZM221 48V47H220ZM50 49V48H49ZM63 49V48H62ZM73 49H75V48H73ZM81 49H84V47H81ZM85 49V50H86ZM133 49H135V46L133 47ZM132 49V51H133V54H135L134 52H136L137 53V51L140 49V50H142L141 48H139V49H137V51H134ZM149 49V48H148ZM152 49L151 50H149V51H151V53H153V55H154V52H152ZM165 48H162L161 47V50L163 51ZM177 48H175L174 50H176ZM183 49V48H182ZM182 49H179V50H182ZM187 49V48H186ZM192 49V48H191ZM14 50V49H13ZM48 50V49H47ZM64 50H65V48H64ZM68 50V51H69ZM93 50L95 51V47L93 48ZM93 50H90V51H86V52H84V53H75V51L77 52V50H75L74 52H71V53H69V54H67V56L65 55V57L64 58H61V56H60V58H58V59H53L52 57H53V55L51 56L50 54H44L43 52H41V51H39V50H35V47H30V45H29V48L28 47H22V48H20L19 47V49H17V50H15V51H13V52H10V53H8V51L7 50H5L1 45H0V55H3L4 57H7V56H11V57H13L15 60H17V62L15 61V63H13V64H11V65H8V64H6L5 62H0V78L1 77H4V76H8L9 74H11L12 72H18L19 71V69L22 67L21 65V61H18V60H25L26 61V58H29V60H30V62H32V65L33 66H35V67H37L38 68V70L40 71L41 70V72L43 73L42 75L43 76H48V75H57V71H58V66H62V67H65L66 68V70H67V72H72V71H74V70H82V69H89L90 68V62L92 61L91 59H92V57L94 56V54H95V52L93 51ZM103 50V49H102ZM144 50V49H143ZM159 50H160V48H159ZM166 51V52H164L163 51V53H167V52H171V51ZM178 49H177V51H179ZM229 50H230V48H229ZM55 51V50H54ZM129 51H131L130 49H129ZM225 51V50H224ZM227 51V50H226ZM50 52V51H49ZM172 52H174V51H172ZM179 52H181V51H179ZM185 53H187L188 54V52L187 51H184ZM184 52L182 53V54H184ZM191 52V51H190ZM196 51L194 50V52H192V55H190L191 57L192 56H195V55H193V53H195ZM228 52V51H227ZM61 53V52H60ZM96 53H97V51H96ZM125 53H126V51H125ZM156 53V52H155ZM144 54H146V53H144ZM149 55H150V53H148ZM156 54H158V53H156ZM170 54V53H169ZM176 54V53H175ZM181 54V53H180ZM196 54H197V52H196ZM131 56H132V54H131ZM152 56V55H151ZM151 56H150V58H151ZM156 56V55H155ZM178 56H181V55H178ZM185 56V55H184ZM197 56H199L198 54H197ZM196 56V57H197ZM187 57V56H186ZM212 57V56H211ZM181 58V57H180ZM185 58V57H184ZM184 58L182 59V60H184ZM188 59H189V57H187ZM209 58V57H208ZM3 59V58H2ZM1 59V61H3ZM146 59V58H145ZM191 59H193V58H191ZM213 59V58H212ZM257 59V58H256ZM28 60V59H27ZM147 60V59H146ZM186 60V59H185ZM208 60V59H207ZM221 60V59H220ZM194 61V60H193ZM192 61V62H193ZM198 61V60H197ZM226 61V60H225ZM247 61V60H246ZM23 62V61H22ZM95 62V61H94ZM149 62V61H148ZM183 63H184V61H182ZM185 62H187V60L185 61ZM214 62V61H213ZM98 63V62H97ZM104 63V62H103ZM105 63H107V62H105ZM211 63V62H210ZM215 64H217L218 65V61L217 62H214ZM182 64V63H181ZM187 65H188V63H186ZM212 64V63H211ZM215 64H213V65H215ZM219 64H222V63H219ZM226 64V63H225ZM245 64H246V62H245ZM93 65H94V63H93ZM101 65V64H100ZM105 65L107 66V64H104V67H105ZM185 65V64H184ZM228 65V64H227ZM240 65V64H239ZM243 65V64H242ZM99 66V65H98ZM102 66V65H101ZM200 66H201V64H200ZM202 66H204V65H202ZM220 66V65H219ZM26 67V66H25ZM29 67V66H28ZM35 67L33 68V69H35ZM206 67H208L207 65L205 66V68ZM229 67H230V65H229ZM235 67V66H234ZM40 68V69H39ZM92 68V67H91ZM117 68H118V66H117ZM218 69H219V67H217ZM220 71H219V74L218 75H220V76H226V74H228L229 73V71H231L230 69H229V71H228V69H227V66L226 67H224L223 66V64H222V67L220 66ZM230 68H233L232 66L230 67ZM237 68V67H236ZM236 68H233L234 70L236 69ZM239 68V67H238ZM22 69V68H21ZM62 69V68H61ZM61 69H59V70H61ZM95 69V68H94ZM93 69V70H94ZM201 69V68H200ZM203 69V68H202ZM240 69V68H239ZM29 70V69H28ZM37 70V69H36ZM199 70V69H198ZM205 70V69H204ZM208 70V69H207ZM244 70V69H243ZM242 70V71H243ZM63 71V70H62ZM142 71V70H141ZM201 71V70H200ZM209 71H211V70H209ZM208 71V72H209ZM245 71V70H244ZM60 72V71H59ZM65 72V71H64ZM87 72V71H86ZM143 72V71H142ZM180 71H178V73H179ZM182 72V71H181ZM180 72V73H181ZM191 72V71H190ZM197 72V71H196ZM203 72V71H202ZM212 72V71H211ZM97 73H98V70H97ZM183 73V72H182ZM184 73H186V71L184 72ZM207 73V72H206ZM205 73V74H206ZM214 73V72H213ZM78 74V73H77ZM76 74V75H77ZM83 74V73H82ZM133 74V73H132ZM140 74V73H139ZM143 74H144V72H143ZM176 74V73H175ZM192 74H193V72H192ZM201 74V73H200ZM203 74V73H202ZM210 74H212V73H210ZM236 74H237V72H236ZM243 74H244V72H243ZM249 74V73H248ZM248 74H247V77H248ZM25 75V74H24ZM106 75V74H105ZM107 75H109V74H107ZM142 75V74H141ZM185 75V74H184ZM209 77H211L209 74H206V75H200L199 77H201V78H199L198 79V81H196L197 83H195V81H194V83L193 84H195V86H197V85H203V84H205V81H206V85L208 86V82H207V79H208V76ZM213 75V74H212ZM228 75H230V74H228ZM90 76V75H89ZM101 76V75H100ZM130 76V75H129ZM128 75H127V77H129ZM136 76V75H135ZM140 76V75H139ZM180 76V75H179ZM186 76V75H185ZM192 76V75H191ZM190 76V78L191 79H193V80H195L194 79V77H191ZM196 76V75H195ZM12 77V76H11ZM14 77V76H13ZM102 77V76H101ZM107 77V76H106ZM111 77V76H110ZM131 77V76H130ZM134 77V76H133ZM147 77H148V75H147ZM183 77V79H184V76H182ZM239 77H241V72H240V74H239ZM244 77V76H243ZM6 78V77H5ZM51 78V77H50ZM61 78H63V77H61ZM104 78V77H103ZM136 78H137V76H136ZM136 78H134V79H136ZM141 78V77H140ZM149 78V77H148ZM186 78V77H185ZM188 78V77H187ZM186 78V79H187ZM198 78V77H197ZM212 78V77H211ZM259 78V77H258ZM134 79H133V83H134ZM175 79H177L176 77H175ZM179 79H180V77H179ZM183 79H181V80H183ZM14 80V79H13ZM54 80V79H53ZM100 80V79H99ZM129 80V79H128ZM149 80V79H148ZM170 79H168V81H169ZM173 79H171L170 81H172ZM181 80H179V81H181ZM210 80V79H209ZM234 80V79H233ZM237 80V79H236ZM246 80H248V79H246L245 78V81H244V79H243V81L241 82V83H237V85L235 86V88L237 89V90H246V91H248L249 90V83H247L246 82ZM103 81V80H102ZM105 81H107L106 79H105ZM117 81V80H116ZM115 81V82H116ZM131 81L132 80H130V83H131ZM136 82L138 81V80H135ZM141 81V80H140ZM147 80H145V82H146ZM149 81H151V80H149ZM163 81H165V80H163ZM166 81H167V79H166ZM192 81V80H191ZM215 81H216V79H215ZM262 81V80H261ZM2 82V81H1ZM14 82H16V81H14ZM100 82V81H99ZM114 82V83H115ZM136 82L134 83V84H136ZM144 82V81H143ZM148 82V81H147ZM146 82V83H147ZM183 82V81H182ZM181 82V83H182ZM186 82H188V81H186ZM211 82V81H210ZM235 82V81H234ZM253 82H255V81H253ZM257 82V81H256ZM39 83V82H38ZM78 83H80V81H78ZM84 83V82H83ZM98 83V82H97ZM106 83V82H105ZM117 83V82H116ZM130 83H128V81H127V83H124L123 82V84H120L121 86H120V88H115L116 86H113L114 88H112V89H115V90H113L112 92H111V86H109L110 87V92L111 93H109V94H111V95H113V96H115V98H116V96H121V94L123 95V94H126L129 90H132V83L130 84ZM152 82H150L149 83V85L151 84ZM170 83V82H169ZM179 83V82H178ZM217 83V82H216ZM236 83V82H235ZM37 84V83H36ZM62 84V83H61ZM67 84V83H66ZM85 84H88L89 85V83H85ZM103 84V83H102ZM145 84V83H144ZM183 84V83H182ZM184 84H185V82H184ZM232 84V83H231ZM253 84V83H252ZM1 85V84H0ZM71 85V84H70ZM75 85V84H74ZM94 85V84H93ZM92 85V86H93ZM101 85V84H100ZM107 85H109V83L107 84ZM112 85V84H111ZM137 85H139V82H137ZM141 85H143V83H141ZM140 85V86H141ZM147 85V84H146ZM187 85V84H186ZM185 85V86H186ZM254 85V84H253ZM78 86H83L82 85V82H81V84L80 85H78ZM87 85H85V86H83V87H86ZM91 86V85H90ZM101 86H103V85H101ZM144 86V85H143ZM188 86V85H187ZM187 86H186V88H187ZM191 86H192V82H191ZM194 86V87H195ZM231 86V85H230ZM3 87V86H2ZM41 87V86H40ZM79 87V88H80ZM133 87H137V86H133ZM181 87V86H180ZM229 87V86H228ZM238 87V88H237ZM256 87V86H255ZM254 86L252 87V88H255ZM261 87V86H260ZM4 88H6V87H4ZM52 88V87H51ZM69 88H73V85H72V87H69ZM90 88V87H89ZM92 88V87H91ZM90 88V89H91ZM94 88V87H93ZM53 89V88H52ZM75 89V88H74ZM86 89V88H85ZM182 89H183V87H182ZM181 89V90H182ZM189 89H191V87H189ZM188 89V90H189ZM199 89H200V87H199ZM199 89H198V91H199ZM229 89H231V88H229ZM235 89V90H236ZM260 90H261V88H259ZM264 89V88H263ZM262 89V90H263ZM1 90V89H0ZM3 90V89H2ZM33 90V89H32ZM40 90V89H39ZM55 90V89H54ZM72 90V89H71ZM77 90H78V88H77ZM80 90H82V88L80 89ZM84 90V89H83ZM89 90V89H88ZM87 89L85 90V91H87L88 93H91V92H89ZM96 90H99V89H97L96 88ZM107 90V89H106ZM187 90V89H186ZM256 90V89H255ZM254 90V91H255ZM258 90V89H257ZM256 90V91H257ZM7 91V90H6ZM51 91V90H50ZM53 91V90H52ZM104 91H105V89H104ZM108 91V92H109ZM191 91V90H190ZM193 91V90H192ZM245 91V92H246ZM254 91H251V92H254ZM60 92H62V91H60ZM69 92V91H68ZM72 92V91H71ZM87 92H86V94H87ZM93 92V91H92ZM94 92H95V90H94ZM97 92V91H96ZM107 92V93H108ZM177 92V91H176ZM175 92V93H176ZM183 92V91H182ZM185 92V91H184ZM188 92V91H187ZM240 92V91H239ZM2 93V92H1ZM47 93V92H46ZM53 93V92H52ZM77 93H80L79 91L77 92ZM84 93V92H83ZM81 94V95H84V94ZM98 93V92H97ZM102 93V92H101ZM106 93V94H107ZM129 93H130V91H129ZM194 93H196L195 92V89H194ZM227 93H228V91H227ZM22 94V93H21ZM42 94V93H41ZM60 94V93H59ZM104 94V93H103ZM246 94H248V93H246ZM53 95H55V93H53ZM64 95V94H63ZM71 95H74V94H72L71 93ZM79 95V94H78ZM87 95H90V94H87ZM92 95V94H91ZM90 95V96H91ZM93 95H97L96 93L95 94H93ZM99 95H100V93H99ZM176 95V94H175ZM185 95H187V94H185ZM185 95L183 96V98L185 97ZM228 95V94H227ZM252 95V94H251ZM46 96V95H45ZM51 96V95H50ZM98 96V95H97ZM104 96V95H103ZM108 96V95H107ZM106 96V97H107ZM110 96V95H109ZM173 96V95H172ZM188 96H190V95H188ZM192 96H193V94H192ZM197 96H198V94H197ZM233 96V95H232ZM235 96V95H234ZM60 97V96H59ZM73 97H75V96H73ZM93 97V96H92ZM91 97V98H92ZM100 97V96H99ZM126 98V96H124L123 95V98ZM177 97V96H176ZM187 97V96H186ZM34 98V97H33ZM54 98H55V96H54ZM57 98H58V95H57ZM61 98H63V97H61ZM66 98H68V95H67V97ZM77 98H78V96H77ZM79 98H80V96H79ZM95 98V97H94ZM109 98V97H108ZM122 98V97H121ZM124 98V99H125ZM183 98H182V100H183ZM192 98H194L195 99V97H192ZM191 98V100H194V99H192ZM207 98V97H206ZM226 98H227V96H226ZM225 98V99H226ZM231 98V97H230ZM235 98V97H234ZM251 98V97H250ZM46 99H47V96H46ZM69 100H70V98H68ZM76 99V98H75ZM84 99H85V97H84ZM90 99V98H89ZM93 99V98H92ZM95 99H98V98H95ZM100 99H102V98H100ZM120 99V98H119ZM167 99H170L169 97L167 98ZM189 99V98H188ZM202 99V98H201ZM204 99V98H203ZM202 99V100H203ZM222 99H223V97H222ZM252 99V98H251ZM54 100V99H53ZM58 100V99H57ZM60 100V99H59ZM68 100V101H69ZM82 100V99H81ZM106 100H109V99H106ZM105 99L103 100V101H106ZM110 100H111V98H110ZM170 100H172V99H170ZM191 100H190V102H191ZM196 100V99H195ZM199 100V101H198ZM198 100L195 102V103H191V105H189L188 106V108L184 111V112H180V111H182V109H183V106L185 105H183L182 106V109L179 111L180 113H177V115L175 114V110H174V115H176L175 117H177L178 119L177 120H184L187 116H191V115H193L194 113H196V112H198L197 113V115H199V112H201L202 114H207L208 112H209V108H211L210 107V101H201L199 98H198ZM205 100V99H204ZM246 100V99H245ZM244 100V101H245ZM46 101V100H45ZM61 101V103L63 102V99L62 100H60ZM71 101V100H70ZM69 101V102H70ZM83 101V100H82ZM98 101H101V100H98ZM166 101V100H165ZM174 101V100H173ZM179 101V100H178ZM177 101V102H178ZM181 101V100H180ZM227 101H231V100H227ZM264 101V95L263 94H261V93H254V99H253V101H252V105L253 106H255L254 107V109L255 108H257L258 107V105H260V103L261 102H263ZM89 102H92L91 100H89ZM88 102V103H89ZM97 102V101H96ZM109 102V101H108ZM114 102H115V99H114ZM117 102H118V100H117ZM167 102V101H166ZM169 102V101H168ZM193 102V101H192ZM45 103V102H44ZM50 103H51V101H50ZM75 103H77V102H75ZM171 103H172V101H171ZM220 103V102H219ZM224 103V102H223ZM230 103V102H229ZM229 103H226L225 102V105L223 106V108L221 107V110L219 111H217L216 112V116H215V121H217V123H218V125H220L221 127H222V131H223V133H226V130L227 131H229V128L227 129L226 127H228L227 126V124L229 123V122H231V121H239L240 123H243V124H240L242 127H243V129H244V127H245V125H246V127L245 128H247V126H248V128L251 126L250 124L252 123V124H254V118H253V114L251 113V115L249 114V110L246 112V113H248V114H245V113H233L232 111H231V109H230V107H229ZM38 104V103H37ZM66 106H71L70 104L71 103H68V102H66ZM74 104V103H73ZM87 104V103H86ZM103 104V103H102ZM105 104V103H104ZM108 104H111L110 102L108 103ZM115 104V103H114ZM170 104V103H169ZM180 104H181V102H180ZM42 105H44L43 104V101L41 102L40 101V107L42 106ZM52 105H53V107H55L56 105L58 106H56L57 108H59L60 106H59V103L58 102H53L52 103ZM61 105V104H60ZM64 105V104H63ZM80 105V104H79ZM79 105H76V106H79ZM173 105V104H172ZM188 105V104H187ZM232 105H233V103H232ZM257 105V106H256ZM264 105V104H263ZM48 106V105H47ZM50 106V105H49ZM65 106V105H64ZM84 106V105H83ZM97 106V105H96ZM102 106V105H101ZM106 106V105H105ZM104 106V107H105ZM171 106V105H170ZM236 106V105H235ZM253 106L251 107V104H250V107L251 108H253ZM36 107V106H35ZM43 107V106H42ZM52 107V106H51ZM69 107H68V109H69ZM111 108L112 107H114V106H110ZM119 107V106H118ZM44 108V107H43ZM43 108H41V109H43ZM67 108V107H66ZM70 108H72V106L70 107ZM78 108H80V110H85V108L86 107H84V108H81V107H78ZM103 108V107H102ZM111 108H107L106 107V109H103L99 114H98V116L96 115V117H93L92 115L90 116H87L86 117V119H84L85 121H83L82 122V120H79L78 121V119H81V117H80V115H78V117L77 118H75V117H72V118H75V120H74V128H77V129H80V131H81V133H84V132H82V128L84 127L85 128V126L86 127H88V126H93L94 125V127L96 126V127H98L99 128V131H101V129L103 130L104 128H106L107 126H111V124L113 125V123L116 125V122H121V123H125L126 124V126H127V123H129V125L128 126H130V123H132V128H133V125H135L134 123H136V127H138V125H142L143 123H145V122H148V121H151L152 119H153V117H154V111H152V112H147V113H145L144 112V114L142 113V115L139 113H136V114H138L137 115V117L135 116V117H133L132 116V114L130 115L127 111H129V109L128 108H126V111H124L123 112V110H125V109H123L122 107L120 108V109H123L122 110V112H120V113H117V112H115V111H113ZM125 108V107H124ZM153 108V107H152ZM156 108H157V106H156ZM160 108V107H159ZM163 108H164V106H163ZM163 108H162V111H166V108L163 110ZM171 108H174V106L173 107H171ZM38 109V108H37ZM45 109V108H44ZM63 109H64V107H63ZM73 109H74V111H76V108H74L73 107ZM115 109H117V108H115ZM151 109V108H150ZM48 110V109H47ZM57 110V109H56ZM78 110V109H77ZM91 110V109H90ZM95 110V109H94ZM93 110V111H94ZM98 110H99V108H98ZM159 110H161V109H159ZM168 110V109H167ZM173 110V109H172ZM177 110V109H176ZM178 110H179V108H178ZM177 110V111H178ZM215 110V109H214ZM50 111H52V110H50ZM65 111H66V109H65ZM70 111V110H69ZM68 111V112H69ZM132 111V110H131ZM146 111H148L147 109H146ZM151 111V110H150ZM170 111H171V109H170ZM253 111V110H252ZM53 112V111H52ZM67 112V113H68ZM71 112V111H70ZM82 112V111H81ZM85 112H86V110H85ZM127 112V113H126ZM137 112V111H136ZM138 112H140V111H138ZM168 112V111H167ZM173 112V111H172ZM212 112H213V109H212ZM235 112H237V111H235ZM254 112H255V110H254ZM257 112V111H256ZM54 113V112H53ZM72 113V112H71ZM70 113V114H71ZM84 113V112H83ZM86 113H88V112H86ZM96 113V112H95ZM159 113H160V111H159ZM163 113H165L164 115L166 116V112H162V114ZM77 114H79V113H77ZM91 114V113H90ZM93 114H94V112H93ZM135 113L133 114V115H136ZM155 114H156V112H155ZM168 114V113H167ZM209 115H210V112L208 113ZM14 115V114H13ZM140 115V116H139ZM170 115H172L171 113H170ZM194 115H196V114H194ZM214 115V114H213ZM257 115H259V114H257ZM81 116H83V115H81ZM95 116V115H94ZM157 116V115H156ZM159 116V115H158ZM164 116V117H165ZM210 116H212V114L210 115ZM85 117V116H84ZM83 117V118H84ZM71 118V119H72ZM159 118V117H158ZM161 118H162V115H161ZM192 118V117H191ZM205 118V116H203V119ZM175 119V118H174ZM211 119V118H210ZM254 119V120H253ZM165 120V119H164ZM188 120V119H187ZM186 120V121H187ZM207 120V119H206ZM162 121V120H161ZM169 121V120H168ZM8 122V121H7ZM10 122H12V121H10ZM73 122V121H72ZM155 122H156V120H155ZM159 122V121H158ZM165 122V121H164ZM214 122V121H213ZM5 123V122H4ZM9 123V122H8ZM119 123H117V124H119ZM151 123H153V122H151ZM180 123H182V122H180ZM18 124H20V123H18ZM138 124V125H137ZM150 124V123H149ZM230 124L231 123H229V126H230ZM6 125H8V124H6ZM17 125V124H16ZM16 125H14V126H16ZM26 125V124H25ZM65 125V124H64ZM66 125H68V124H66ZM167 125V124H166ZM202 125H204V124H202ZM214 125V124H213ZM244 125V126H243ZM60 126V125H59ZM61 126H62V124H61ZM60 126V127H61ZM119 126V125H118ZM117 126V127H118ZM120 126H122V124L120 125ZM119 126V127H120ZM144 125H142V127H143ZM253 126V125H252ZM60 127H59V129H60ZM66 127V126H65ZM72 127V126H71ZM94 127H93V129H94ZM114 127V126H113ZM112 127V128H113ZM116 127V126H115ZM158 127H160V126H158ZM164 127V126H163ZM13 128V127H12ZM12 128H10L11 130H12ZM24 128V127H23ZM22 128V129H23ZM57 128V127H56ZM55 128V129H56ZM62 128H64V127H62ZM68 128V126L66 127V129ZM73 128V129H74ZM121 128V127H120ZM122 128H124V127H122ZM121 128V129H122ZM154 128V127H153ZM204 128V127H203ZM208 128V127H207ZM214 128H215V126H214ZM238 128V127H237ZM9 129V130H10ZM17 129V128H16ZM16 129H13V130H16ZM19 129V128H18ZM24 129H26V128H24ZM58 129V130H59ZM65 129V128H64ZM73 129H68V130H66L64 133L62 132V134L65 136V138L67 137V138H70V140H72L71 138H73V143H74V145H73V143H72V141H70V140H68V141H70L69 143H72L70 146H73V148L75 147V148H78V150H80V152L78 153V155H73V158L71 157V156H64V157H66V158H70V160L68 161V163L65 165V167H66V169L68 168V169H72V172L73 173H77V171L78 170H80V171H82L81 169H84L85 168V166L87 165V162L89 161V158L87 157V154H86V152H85V150L87 149V148H89V150H88V152L91 150V153H92V155H94L93 157H96V155H98L99 153H101V151H102V142H101V140H100V135H97L96 134V136L94 135V137H92V135H91V137L92 138H88L87 137V135H84V134H79L78 136L80 137H76V135H73V133H71L72 131H73ZM76 129V130H77ZM107 129V128H106ZM126 129H128V130H130L128 127L126 128ZM137 129V128H136ZM142 129V131H143V128H141ZM155 129V128H154ZM164 129V128H163ZM5 130V129H4ZM7 130V129H6ZM6 130H5V132H6ZM28 131H29V133L31 132L29 129H27ZM51 130H52V128H51ZM72 130V131H71ZM96 130V129H95ZM122 130H124V129H122ZM121 130V131H122ZM220 130V129H219ZM232 130V129H231ZM2 131V130H1ZM19 131V130H18ZM49 131V130H48ZM54 131V130H53ZM87 131V130H86ZM233 131H235V130H233ZM241 131V130H240ZM15 132H17V131H15ZM20 132H22V131H20ZM25 132V131H24ZM27 132V131H26ZM33 132V131H32ZM31 132V133H32ZM50 132V131H49ZM49 132H48V135H50L49 134ZM52 132V131H51ZM60 132V130L58 131V133ZM89 132V131H88ZM96 132V131H95ZM106 132V131H105ZM126 132V131H125ZM130 132H131V130H130ZM134 132H135V130H134ZM152 132V131H151ZM165 132V131H164ZM167 132V131H166ZM199 132H200V130H199ZM203 132V131H202ZM210 132V131H209ZM214 132V131H213ZM238 132V131H237ZM8 133V132H7ZM30 133V134H31ZM35 133V132H34ZM44 133V132H43ZM76 134H77V132H75ZM90 133H92V132H90ZM90 133H88V134H90ZM94 133V132H93ZM122 133H123V131H122ZM129 133V132H128ZM139 132L137 131V133H136V135L138 134ZM141 133V132H140ZM153 133V132H152ZM151 133V134H152ZM183 133V132H182ZM230 133V132H229ZM3 134V132L1 133V135ZM6 134V133H5ZM11 134L12 133H10V136L9 137H11ZM15 134V133H14ZM17 134H18V132H17ZM22 135H23V133H21ZM36 134H38V133H36ZM40 134V133H39ZM45 134V133H44ZM72 134V135H71ZM99 134V133H98ZM132 134V133H131ZM148 134H150V133H148ZM163 134V132L161 133V135ZM167 134V133H166ZM181 134V133H180ZM217 134H219V133H217ZM231 134V133H230ZM240 134V133H239ZM0 135V136H1ZM4 135V134H3ZM9 135V134H8ZM7 135V136H8ZM47 135V134H46ZM51 135H52V133H51ZM57 135V134H56ZM159 135V134H158ZM177 136H178V134H176ZM182 135V134H181ZM208 135V134H207ZM223 136L222 137H227V135L228 134H226V135H224V134H222ZM233 135V134H232ZM14 136V135H13ZM19 136H20V134H19ZM44 136V135H43ZM53 136H55V131H54V133H53ZM59 136V135H58ZM61 136V135H60ZM64 136L62 137V138H64ZM68 136H70V137H68ZM72 136H75V137H72ZM83 136V137H82ZM86 136V137H85ZM105 136V135H104ZM103 136V137H104ZM125 136V135H124ZM133 135H131L130 137H132ZM169 136V135H168ZM176 136V137H177ZM184 136V135H183ZM183 136H180L179 137V142H183V139H184V137ZM22 137V136H21ZM28 137H30V136H28ZM50 136H45V138H49ZM111 137V136H110ZM126 138H127V136H125ZM130 137H128L129 138V140L131 141V138ZM167 137V136H166ZM165 137V138H166ZM175 137V136H174ZM214 137V136H213ZM212 137V138H213ZM218 137V136H217ZM220 137V136H219ZM1 138H3V137H1ZM5 138H7L6 137V135H5V137L3 138V139H5ZM16 138H17V136H16ZM16 138H13V139H16ZM24 138V137H23ZM25 138H26V136H25ZM45 138H43V139H45ZM112 138V137H111ZM133 139H134V136L132 137ZM146 138V137H145ZM154 138H156V137H154ZM169 138V137H168ZM206 138V137H205ZM241 138V137H240ZM8 139V138H7ZM10 139V138H9ZM12 139V138H11ZM13 139H12V141H13ZM37 139V138H36ZM39 139V138H38ZM38 139H37V141H38ZM50 139V138H49ZM132 139V140H133ZM141 139H142V137H141ZM170 139H172V138H170ZM209 139H211V138H209ZM219 139V138H218ZM248 139V138H247ZM18 140V139H17ZM22 140V139H21ZM20 140V141H21ZM26 140V139H25ZM32 140V139H31ZM41 140V139H40ZM39 140V141H40ZM75 140V141H74ZM119 140V139H118ZM125 140V139H124ZM0 141H2V139L0 140ZM4 141V140H3ZM11 141V140H10ZM15 141V140H14ZM27 141V140H26ZM25 141V142H26ZM49 141H51V139L49 140ZM105 141V140H104ZM135 141V139L133 140V142ZM139 141V140H138ZM142 141V140H141ZM153 141V140H152ZM169 141V140H168ZM173 141V140H172ZM25 142H23V143H25ZM29 142V141H28ZM30 142H32V141H30ZM107 142V141H106ZM109 142V141H108ZM123 143H124V141H122ZM128 142V141H127ZM132 142V141H131ZM136 143H137V140L135 141ZM155 142H157V141H155ZM159 142V141H158ZM165 142H166V140H165ZM188 142V141H187ZM186 142V143H187ZM231 142V141H230ZM7 143V142H6ZM5 143V144H6ZM13 143H16V142H13ZM18 143V142H17ZM139 143V142H138ZM146 143V142H145ZM151 143V142H150ZM160 143V142H159ZM168 143V142H167ZM196 143V142H195ZM210 143H211V141H210ZM4 144V145H5ZM29 144V143H28ZM113 144V143H112ZM116 144V143H115ZM120 144H122V143H120ZM184 144V143H183ZM214 144V143H213ZM215 144H217L216 142H215ZM235 144V143H234ZM10 145V144H9ZM8 145V146H9ZM12 145V144H11ZM125 145V144H124ZM145 145V144H144ZM210 145V144H209ZM225 145V144H224ZM254 145V144H253ZM16 146V145H15ZM105 146V145H104ZM239 146V145H238ZM251 146V145H250ZM7 147V146H6ZM67 148H64V150L62 149V152H61V154H70V153H74L73 152V148H72V151L70 150V148H68L69 147V144H67V146H66ZM133 147V146H132ZM139 147V146H138ZM206 147L207 146H204V145H198V144H192L191 146H190V151H194V152H204L205 151V149H206ZM235 147V146H234ZM61 148H63V147H61ZM109 148H110V146H109ZM118 148V147H117ZM143 148V147H142ZM230 148V147H229ZM239 148V147H238ZM242 148V150L244 151L245 149L243 148V147H241ZM240 148V149H241ZM9 148H7V150H8ZM104 149V148H103ZM111 149V148H110ZM109 149V150H110ZM114 149H116V148H114ZM159 149V148H158ZM163 149V148H162ZM212 149V148H211ZM246 149H247V147H246ZM249 149V148H248ZM247 149V150H248ZM6 150V149H5ZM14 150V149H13ZM105 150H108L107 148L105 149ZM154 150H156L155 148H154ZM153 150V151H154ZM210 150V149H209ZM3 151H4V149H3ZM2 151V152H3ZM71 151V152H70ZM76 151V150H75ZM87 151V150H86ZM116 151H117V149H116ZM116 151L114 152V150L112 149V151H109V153H107L108 154V157H107V159H108V161L110 162H112L115 158L116 159H118L117 158V154H115L116 153ZM119 151V150H118ZM117 151V153H119ZM123 151V150H122ZM135 151H137V150H135ZM143 151H145V148H144V150ZM147 151V150H146ZM187 151V150H186ZM241 151V150H240ZM6 152V151H5ZM56 152V151H55ZM103 152H104V150H103ZM108 152V151H107ZM130 152V151H129ZM128 152V153H129ZM139 152V151H138ZM1 153V152H0ZM10 153V152H9ZM91 153L90 154H88L89 156H91ZM122 153V152H121ZM120 153V154H121ZM186 152L184 151V154H185ZM220 153V152H219ZM237 155L239 154V151L238 152H235ZM235 153H234V155H235ZM50 154V153H49ZM49 154H48V157H46L45 159H46V161L48 162V164H46V167H45V170L42 172V173H44V175L46 174H48V176H50L51 174H50V172H54V171H52L53 169L54 170H57L56 168H62V169H64L62 166H58L57 164H56V162L54 161V162H52V160H53V157L51 158V156H49ZM53 154V153H52ZM119 154V155H120ZM170 154V153H169ZM169 154H167V155H169ZM178 154V153H177ZM182 154V153H181ZM216 154V153H215ZM225 154V153H224ZM243 154V153H242ZM4 155V154H3ZM125 155H127V154H125ZM157 155V154H156ZM161 155V154H160ZM188 155V154H187ZM221 155V154H220ZM240 155H241V153H240ZM8 156V155H7ZM7 156H5L4 158H6ZM63 156V155H62ZM182 156V155H181ZM200 156V155H199ZM222 156V155H221ZM0 157H2V156H0ZM36 157H38V156H36ZM41 157V156H40ZM54 157H56V156H54ZM58 157H60V156H58ZM58 157H56V158H58ZM121 157V156H120ZM130 156H128V158H129ZM164 157H166V156H164ZM163 157V158H164ZM193 157H195V156H193ZM196 157H198V156H196ZM217 157H218V155H217ZM220 157V156H219ZM11 158H13V157H11ZM33 158H34V156H33ZM42 158H44V157H42ZM63 158V157H62ZM163 158H160V160L158 161V163H157V166L155 167L154 166V168H155V171H152V173H151V168H150V170H148L149 172H150V174H148L147 176H143L142 177V179L144 178V180H142V179H140L142 182L144 181L145 183H146V181L145 180H147V179H151L150 177L151 176H149V175H152V174H157V173H159L157 176H160L161 178H163V176H166L165 174L166 173H170V172H167L168 170H173V169H171L172 167H171V164L173 163H171L170 161H168V160H166V159H163ZM175 158V157H174ZM177 158H178V156H177ZM209 158V157H208ZM236 158V157H235ZM263 158H264V154H263ZM9 159V158H8ZM32 159V158H31ZM30 159V160H31ZM35 159V158H34ZM38 159H39V157H38ZM58 159H60V158H58ZM64 159V158H63ZM92 159V158H91ZM100 159H101V157H100ZM100 159H98V160H100ZM156 159H157V157H156ZM185 159V158H184ZM189 159H191V158H189ZM199 159V158H198ZM1 160H3V159H1ZM10 160H13V159H10ZM26 160H29V159H26ZM36 160V159H35ZM34 160V161H35ZM61 160V159H60ZM59 160V161H60ZM154 160V159H153ZM183 160V159H182ZM186 160V159H185ZM212 160V159H211ZM216 160V159H215ZM6 161V160H5ZM9 161V160H8ZM14 161V160H13ZM12 161V162H13ZM38 161V160H37ZM108 161H106V162H108ZM152 161V160H151ZM177 161V160H176ZM194 161V160H193ZM218 161H219V159H218ZM246 160H245V158H244V155H242V156H238L237 158H236V160H235V164L237 165V166H241L244 162H245ZM36 162V161H35ZM39 162V161H38ZM91 162V161H90ZM110 162V163H111ZM156 162V161H155ZM192 161H190V162H188V163H191ZM221 162H223V161H221ZM220 162V163H221ZM3 163H5V162H3ZM8 163V162H7ZM11 162H9V164H10ZM45 163V162H44ZM105 163V162H104ZM153 163H154V161H153ZM184 163V162H183ZM11 164H16V163H11ZM38 164V163H37ZM56 164V165H55ZM96 164V163H95ZM175 164V163H174ZM173 164V165H174ZM177 164V163H176ZM195 164V163H194ZM205 164V163H204ZM223 164V163H222ZM1 165V164H0ZM5 165V164H4ZM24 165V164H23ZM93 165V164H92ZM99 165V164H98ZM111 165V164H110ZM147 165V164H146ZM155 165H156V163H155ZM10 166V165H9ZM8 166V167H9ZM20 166V165H19ZM26 166V165H25ZM29 166V165H28ZM191 166H193V165H191ZM210 166H211V164H210ZM213 166V165H212ZM14 167H17V166H14ZM31 167V166H30ZM101 167V166H100ZM140 167V166H139ZM148 167V169H149V166H147ZM171 167V168H170ZM174 167V166H173ZM175 167H177V166H175ZM179 167V166H178ZM177 167V168H178ZM182 167H184L183 165H182ZM187 167V166H186ZM203 167V166H202ZM31 168H34V167H31ZM140 168H142V167H140ZM198 168V167H197ZM217 168V167H216ZM219 168V167H218ZM249 168V167H248ZM66 169H64V170H66ZM93 169V168H92ZM136 169V168H135ZM6 170V169H5ZM7 170H9V169H7ZM33 170V169H32ZM75 170V171H74ZM85 170V169H84ZM87 170V169H86ZM98 170V169H97ZM132 170V169H131ZM154 170V169H153ZM174 170H176V169H174ZM182 170V169H181ZM181 170H179V171H181ZM186 170V169H185ZM201 170V169H200ZM206 171H208L207 169H205ZM250 170V169H249ZM39 171V170H38ZM38 171H36V169L34 168V170L33 171H30L29 170V167L28 168H24L23 170H21L20 172H19V170H18V174H17V178H15L14 180H13V178L14 177H16L15 175L14 176H12L13 178H12V180L14 181L13 183H12V180H11V182H8L7 180H9V178L7 179V180H5L6 182H8L9 184H7V185H4L1 189H0V191H2V192H4L5 191V195H6V192L7 191H13L12 189H13V187L15 188V186H16V184L17 183H26V181L29 179H31V177H33V176H35V175H37V174H39L38 173ZM68 171V170H67ZM70 171V170H69ZM88 171H90V170H88ZM92 171V170H91ZM90 171V172H91ZM94 171H95V169H94ZM145 171V170H144ZM212 171V170H211ZM254 171H255V169H254ZM2 172H4V171H2ZM127 172V171H126ZM147 172V171H146ZM154 172V173H153ZM194 172V171H193ZM256 172V171H255ZM10 173H11V175L13 174V172H11L10 171ZM64 173V172H63ZM93 173V172H92ZM130 173H131V171H130ZM133 173V172H132ZM136 173H137V171H136ZM173 173H175V172H173ZM172 172H171V174H173ZM185 173V172H184ZM250 173H251V171H250ZM62 174V173H61ZM84 174V173H83ZM138 174H139V171H138ZM141 174V173H140ZM139 174V175H140ZM143 174H146V173H144L143 172ZM197 174V173H196ZM207 174V173H206ZM209 174V173H208ZM10 175V176H11ZM54 175H55V173H54ZM53 175V176H54ZM60 175V174H59ZM63 175V174H62ZM86 175V174H85ZM133 175V174H132ZM174 175V174H173ZM177 175V174H176ZM223 175V174H222ZM58 176V175H57ZM61 176V175H60ZM90 176V175H89ZM94 176V175H93ZM125 176V175H124ZM123 176V177H124ZM134 176V175H133ZM142 176V175H141ZM152 176H154V175H152ZM169 176V175H168ZM248 176H249V174H248ZM82 177V176H81ZM97 177V176H96ZM135 177V176H134ZM148 177V178H147ZM155 177V176H154ZM183 177V176H182ZM201 177V176H200ZM33 178H35V177H33ZM32 178V179H33ZM53 178V177H52ZM99 178V177H98ZM121 178V177H120ZM136 178V177H135ZM140 178V177H139ZM170 178V177H169ZM177 178V177H176ZM190 178V177H189ZM41 179V178H40ZM67 179V178H66ZM82 179H85V177L84 178H82ZM87 179H88V177H87ZM127 179H129V178H127ZM153 179V178H152ZM157 178H155L153 181H155V182H157L158 180H156ZM181 179H183V178H181ZM203 179V178H202ZM51 180V179H50ZM124 180V179H123ZM135 180V179H134ZM137 181L139 180V179H136ZM135 180V181H136ZM139 180V181H140ZM164 179H162V181H163ZM171 180V179H170ZM177 180V179H176ZM179 180V179H178ZM196 180V179H195ZM33 181V180H32ZM39 181V180H38ZM56 181V180H55ZM125 181V180H124ZM123 181V182H124ZM131 181V180H130ZM138 181V183L136 182V188H135V186H134V188L133 189H135L134 190V195H133V192H132V196H134V198H140V197H136V195H138L139 194V192H141L142 190L139 188L140 187V184H142L141 182H139ZM147 181H150V180H147ZM184 181V180H183ZM201 181V180H200ZM5 182V183H6ZM29 182V181H28ZM82 182V181H81ZM84 182V181H83ZM121 183H122V181H120ZM160 182V181H159ZM189 182L190 181H188V184H189ZM215 182V181H214ZM16 183V184H15ZM19 183V184H20ZM22 183V184H23ZM43 183V182H42ZM45 183V182H44ZM51 183H52V181H51ZM72 183V182H71ZM130 183V182H129ZM149 183V182H148ZM153 183V182H152ZM162 183V182H161ZM175 183V182H174ZM192 183V182H191ZM198 183V182H197ZM263 183V182H262ZM2 184V183H1ZM14 184H15V186H14ZM39 184V183H38ZM46 184V183H45ZM72 184H75V183H72ZM79 184V183H78ZM128 184V183H127ZM139 184V185H138ZM150 184V183H149ZM148 184V185H149ZM154 184V183H153ZM171 184V183H170ZM178 184V183H177ZM180 184V183H179ZM186 185V186H191L190 184L189 185ZM259 184L260 183H258V181H257V178L255 177V173H253V174H251L249 177H248V179H247V182H246V187H247V189H248V192H253V191H255L256 192V190H257V192L259 191L258 190V188L260 189V187H258L259 186ZM29 185V184H28ZM108 185V184H107ZM133 185V184H132ZM138 185V186H137ZM194 185V183L192 184V186ZM200 185H202V184H200ZM30 186V185H29ZM46 185H44V187H45ZM128 186H130V185H128ZM142 186V185H141ZM179 186V185H178ZM177 186V187H178ZM196 186H198V185H196ZM264 186V185H263ZM17 187V186H16ZM20 187V186H19ZM26 187H27V185H26ZM39 187V186H38ZM41 188L40 190L42 191L41 193H44V192H46V197L48 196V195H50V194H48L49 192V190L51 191V187L49 188V189H46L47 187H45V188ZM83 187H85V186H83ZM103 187V186H102ZM105 187V186H104ZM174 187V186H173ZM182 187V186H181ZM258 187V188H257ZM58 188V187H57ZM57 188H55L54 190H57ZM69 188H71V187H69ZM68 188V189H69ZM86 188V187H85ZM88 188V187H87ZM109 188H110V186H109ZM143 188V187H142ZM147 188V187H146ZM145 188V189H146ZM192 188V187H191ZM193 188H194V186H193ZM193 188L191 189V190H193ZM257 188V189H256ZM20 189H22L21 187H20ZM19 189V190H20ZM30 189V188H29ZM28 189V190H29ZM103 189V188H102ZM144 189V188H143ZM195 189V188H194ZM256 189V190H255ZM18 190V189H17ZM24 190H27V189H24ZM36 190V189H35ZM39 190V191H40ZM53 190V189H52ZM67 190V189H66ZM72 189H69V190H67L66 192H68V191H71ZM74 190V189H73ZM99 190V189H98ZM97 190V191H98ZM110 190H112V189H110ZM109 190V191H110ZM184 190V189H183ZM250 190V191H249ZM16 191V190H15ZM22 191H23V189H22ZM21 191V192H22ZM38 190H37V193H40ZM58 191V190H57ZM78 191V190H77ZM76 191V192H77ZM100 191H101V189H100ZM104 191V190H103ZM127 191V190H126ZM144 191V190H143ZM146 191V190H145ZM161 191V190H160ZM200 191V190H199ZM19 192V191H18ZM31 192V191H30ZM33 192V191H32ZM35 192V191H34ZM55 192V191H54ZM54 192H53V194H54ZM61 192H63V191H61ZM65 192V191H64ZM73 192V191H72ZM106 192V191H105ZM113 192V191H112ZM119 192V191H118ZM178 192V191H177ZM203 192V191H202ZM254 192V193H255ZM1 193V192H0ZM11 193V192H10ZM36 193V192H35ZM51 193H52V191H51ZM142 193V192H141ZM140 193V194H141ZM147 193V192H146ZM158 193H159V191H158ZM179 193V192H178ZM191 193V192H190ZM220 193V192H219ZM259 193V192H258ZM261 193V192H260ZM23 194H25V193H23ZM55 194H56V192H55ZM65 194V193H64ZM64 194H63V196H64ZM68 194V193H67ZM102 194V193H101ZM111 194H113V193H111ZM111 194L109 195V196H106L107 198L108 197H110L111 196ZM119 194V193H118ZM140 194H139V196H140ZM163 194V193H162ZM253 194V193H252ZM29 195V194H28ZM38 196H39V194H37ZM36 195V196H37ZM42 194H40V196H41ZM66 195V194H65ZM76 195V194H75ZM104 194H102V196H103ZM106 195H108V191H107V193H106ZM129 195V194H128ZM225 195V194H224ZM223 195V196H224ZM2 196H4L2 193H1V195H0V197L2 198ZM13 196V195H12ZM17 196V195H16ZM25 196V195H24ZM51 196V195H50ZM56 196L58 197V192H57V195H55L54 196V198H56ZM59 196H62V193H61V195H59ZM142 196V195H141ZM203 196H207V194L206 195H203ZM202 196V197H203ZM8 197V196H7ZM19 196H17V199H21L22 197H23V195L22 196H20L19 198H18ZM27 196H25V198H26ZM44 197V196H43ZM49 197V196H48ZM148 197V196H147ZM190 197V196H189ZM200 197V196H199ZM29 198L31 199L32 197H30L29 196ZM33 198H35V196H33ZM40 197H38V199H39ZM105 198V197H104ZM159 198H160V196H159ZM158 198V199H159ZM163 198V197H162ZM220 198V197H219ZM13 199V198H12ZM15 199V198H14ZM62 199V201H63V198H61ZM100 199V198H99ZM112 199V198H111ZM126 199V198H125ZM149 199V198H148ZM188 199V198H187ZM194 199H196V198H194ZM22 200V199H21ZM36 200V199H35ZM57 200V199H56ZM60 200V199H59ZM91 200H93V199H91ZM103 200V199H102ZM142 200V199H141ZM150 200V199H149ZM156 200H157V198H156ZM13 201L14 200H11L10 201V198L8 199V204L6 203H4L3 202V200L2 199H0V230H2V231H4V229H5V231H6V228H8L9 227V225L11 224V223H13V218L15 217L14 216V212H13ZM132 201V200H131ZM167 201V200H166ZM197 200H193V202H192V200H191V202L194 204V202H196ZM219 200H217V198H213V199H211V203H217ZM10 202V203H9ZM11 202H12V204H11ZM23 202V201H22ZM28 202V201H27ZM50 202V201H49ZM61 202V201H60ZM104 202V201H103ZM138 202V201H137ZM136 202V203H137ZM141 202V201H140ZM139 202V203H140ZM187 202H189V201H187ZM191 202H189V203H191ZM17 203V202H16ZM15 203V204H16ZM26 203V202H25ZM62 203V202H61ZM133 203H134V201H133ZM132 203V204H133ZM150 203V202H149ZM182 203V202H181ZM180 203V204H181ZM188 203V204H189ZM191 203V207L193 206V204ZM198 203V202H197ZM17 204H19V203H17ZM34 204V203H33ZM33 204H31V206L33 205ZM40 204V203H39ZM49 204H51V203H49ZM54 204V207H55V209L57 208V210L58 209H60V208H62L60 205H59V202H58V200H57V202H55V203H53ZM80 204V203H79ZM87 204V203H86ZM90 204V203H89ZM96 204V203H95ZM151 204V203H150ZM149 204V205H150ZM187 204V203H186ZM186 204H184L185 206H186ZM196 204V203H195ZM208 204V203H207ZM220 204H222V203H220ZM42 205V204H41ZM52 205V204H51ZM64 205V204H63ZM82 205V204H81ZM88 205V204H87ZM91 205V204H90ZM94 205V204H93ZM93 205H92V207H93ZM113 205V204H112ZM144 205V204H143ZM182 205V204H181ZM183 205V206H184ZM30 206V207H31ZM34 207H36L35 206V204L33 205ZM39 206V205H38ZM43 206V205H42ZM41 206V207H42ZM45 206V205H44ZM77 206V205H76ZM89 206V205H88ZM109 206H111V205H109ZM190 206V205H189ZM196 206V205H195ZM83 207V206H82ZM162 207V206H161ZM182 207V206H181ZM194 207V206H193ZM192 207V208H193ZM200 207V206H199ZM38 208V207H37ZM45 208V207H44ZM73 208H74V206H73ZM84 208V207H83ZM135 208V207H134ZM148 208H154V207H152V205L151 206H149ZM185 208V207H184ZM186 208H187V206H186ZM255 208V207H254ZM262 208V207H261ZM264 208V207H263ZM33 209V208H32ZM36 209V208H35ZM49 209H50V207H49ZM63 209H65V208H63ZM68 209H70V208H68ZM67 209V210H68ZM93 210H94V208H92ZM99 209V208H98ZM123 209V208H122ZM125 209H127V208H125ZM155 209V208H154ZM189 209V208H188ZM37 210V209H36ZM38 210H40V209H38ZM37 210V211H38ZM45 209H43L42 211H44ZM53 210V209H52ZM67 210H66V213H67ZM72 210V209H71ZM75 210H77V209H75ZM91 210V209H90ZM137 210V209H136ZM184 210V209H183ZM190 210V209H189ZM64 211V210H63ZM63 211H61V212H63ZM73 211V210H72ZM80 211H81V209H80ZM79 211V212H80ZM157 211H158V209H157ZM168 211V210H167ZM166 211V212H167ZM182 211V210H181ZM252 211V210H251ZM258 211H259V209H258ZM30 212V211H29ZM28 212V213H29ZM33 212V211H32ZM31 212V213H32ZM58 212V211H57ZM60 212V211H59ZM68 212L70 213V210H68ZM82 212V211H81ZM126 214H128V215H130V213H131V211H130V209L129 210H126V211H124ZM142 212V211H141ZM145 212V211H144ZM147 212V211H146ZM149 212V211H148ZM154 212V211H153ZM39 213H41V211L40 212H38V214ZM68 213V214H69ZM75 213H76V211H75ZM100 213V212H99ZM168 213V212H167ZM34 214V213H33ZM37 214V213H36ZM63 214V213H62ZM73 214H74V211H73ZM77 214L78 213H76V217L75 218H77L78 216H77ZM84 214V213H83ZM86 214V213H85ZM88 215H91V214H89V213H87ZM147 214H149V213H147ZM154 214V213H153ZM157 213H156V210H155V215H151L150 217H148V218H146V215H145V219H142V220H140L139 222L142 224V225H144V226H146L145 228H151V230H152V228L153 229H157V230H155V231H157V239L156 240H158V242H159V239L161 240V238H167L166 236L168 235V229H167V226H165V224L160 220V218H159V216L158 215H156ZM171 215H173V213L171 212L170 213ZM169 214V215H170ZM194 214V212L192 213V215ZM196 214V213H195ZM237 214H238V211H237V209H233V210H231L230 211V213H229V216H228V219H227V222L225 221V223H229V221L231 222L233 219H237L238 217H237ZM263 214V213H262ZM96 215V214H95ZM183 215V214H182ZM192 215H190V216H192ZM69 216V215H68ZM83 216V215H82ZM97 216V215H96ZM131 217H132V215H130ZM167 216H168V214H167ZM189 216V217H190ZM211 216H212V214H211ZM208 217V216H202V218L204 217V221H209V220H211L212 218H214V217ZM70 217V216H69ZM85 217V216H84ZM93 217V216H92ZM113 217V216H112ZM116 218H117V216H115ZM141 217V216H140ZM173 217V216H172ZM197 217V216H196ZM206 217V218H205ZM237 217V218H236ZM261 217V216H260ZM16 218V217H15ZM14 218V219H15ZM56 219H57V217H55ZM54 218V219H55ZM89 218V217H88ZM108 218V217H107ZM106 218V216H105V219H107ZM192 218V217H191ZM191 218H190V220H191ZM85 219H86V217H85ZM99 219H100V217H99ZM109 219V218H108ZM111 219V218H110ZM113 219V218H112ZM205 219H207V220H205ZM259 219V218H258ZM262 219V218H261ZM60 220V219H59ZM59 220H58V223H59ZM77 220V219H76ZM101 220V219H100ZM114 220V219H113ZM182 220V219H181ZM226 220V219H225ZM28 221V220H27ZM51 221V220H50ZM49 220H47L46 222H44L45 224L48 222H50ZM53 221V220H52ZM56 221V220H55ZM63 221V220H62ZM61 221V222H62ZM79 221V220H78ZM83 221V220H82ZM107 221V220H106ZM110 221V220H109ZM123 221V220H122ZM264 221V220H263ZM29 222H31V224H32V221H30L29 220ZM40 222H43V221H40ZM54 222V221H53ZM80 222H81V220H80ZM84 222V221H83ZM108 222V221H107ZM114 222V221H113ZM124 222V221H123ZM138 222V223H139ZM181 222V221H180ZM192 222V221H191ZM232 222H234V221H232ZM52 223V222H51ZM55 223H57V222H54V224ZM57 223V224H58ZM68 223H69V220H68ZM109 223H111V221L109 222ZM167 223V222H166ZM208 223V222H207ZM218 223V222H217ZM24 224V223H23ZM35 224H37V223H35ZM70 224V223H69ZM81 226L82 225H84V223L83 224H81V223H79ZM118 224V223H117ZM175 224V223H174ZM183 224V223H182ZM190 224V223H189ZM192 224H194V223H192ZM203 224V223H202ZM40 226H39V228L41 227V223L39 224ZM173 225V224H172ZM204 225V224H203ZM228 225V224H227ZM22 226V225H21ZM33 226H35V225H33ZM48 227H50V225H47ZM63 226V225H62ZM73 226V225H72ZM76 226V225H75ZM78 226V225H77ZM115 226V225H114ZM126 226V225H125ZM128 226V225H127ZM126 226V227H127ZM139 226V225H138ZM143 226V227H144ZM170 226V225H169ZM200 226V225H199ZM205 226V225H204ZM46 227V226H45ZM48 227H46V228H48ZM53 227H56V225L54 226L53 225ZM83 227V226H82ZM86 227H88V226H86ZM93 227V226H92ZM135 227V226H134ZM142 227V228H143ZM225 227V226H224ZM10 228H12V227H10ZM15 228H17V227H15ZM51 228H52V225H51ZM58 229L59 228H61L60 226L59 227H57ZM74 228V227H73ZM72 228V229H73ZM188 226L185 228V226H184V231H181L182 232V234L184 235V237H185V235H187L188 234ZM54 229V228H53ZM75 229V228H74ZM77 229V228H76ZM79 229H81V227L79 228ZM84 229V228H83ZM86 229V228H85ZM88 229H90V228H88ZM93 229H95V228H93ZM130 229V228H129ZM233 229V228H232ZM232 229H230L231 231H233ZM21 230V234H31V233H33V231H37V229H35V227L33 228L32 227V225H30V223H26V224H24L23 225V228H21L20 229ZM39 230V229H38ZM43 230V229H42ZM50 230V229H49ZM56 230V229H55ZM54 230V231H55ZM60 230V229H59ZM92 230V229H91ZM8 231V230H7ZM41 231V230H40ZM40 231H38V232H40ZM51 231H52V229H51ZM85 231V230H84ZM97 231V230H96ZM124 231H127V229L125 228L124 229ZM141 231H142V229H141ZM200 231V230H199ZM19 232V231H18ZM90 232V231H89ZM97 232H99V231H97ZM96 232V233H97ZM181 232H180V236L179 237H183V235L181 234ZM206 232V231H205ZM226 232V231H225ZM1 233V232H0ZM106 233V232H105ZM114 233V232H113ZM112 233V234H113ZM149 233V232H148ZM147 233V234H148ZM155 233V232H154ZM170 233H172V231L170 232ZM204 233V232H203ZM223 233H224V231H223ZM228 233H229V231H228ZM256 233V232H255ZM86 234V233H85ZM88 234H90V236H91V234L92 233H88ZM109 234V233H108ZM111 234V232H110V235H112ZM207 234V233H206ZM260 234V233H259ZM96 235V237H97V234H95ZM101 235H103V234H101ZM105 235V234H104ZM109 235V236H110ZM152 235V234H151ZM227 235H231V233L230 234H227ZM81 236H82V233H81ZM84 236V235H83ZM109 236L107 237L108 239H110L111 240V242H112V239H111V237L109 238ZM145 236V235H144ZM188 236H189V234H188ZM207 237H208V235H206ZM206 236H204V237H206ZM218 236V235H217ZM87 236H85V238H86ZM92 237V236H91ZM101 237V236H100ZM115 237H118V235L117 236H115ZM142 237H143V234H142ZM151 237V236H150ZM187 237V236H186ZM197 237V236H196ZM212 237V236H211ZM263 237H264V235H263ZM93 238V237H92ZM103 238V237H102ZM112 238H114V236L112 237ZM119 238V237H118ZM117 238V239H118ZM126 238V237H125ZM129 238V237H128ZM139 238V237H138ZM210 237H208V239H209ZM88 239V238H87ZM99 239V238H98ZM116 239V240H117ZM193 239H194V237H193ZM197 239V238H196ZM213 239V238H212ZM254 239H258L259 240V243H260V245L264 248V238H262V237H259V238H257V237H252V235H250L249 233H247L246 231H239L238 233H236L235 234V236L232 238V239H230V240H228L227 242H223V246L227 249V251L229 252V249L230 250H233V249H231V248H239L238 249V251L237 252H233V251H231L232 253H234V254H232V257L230 256H228L227 258H222V259H219L218 260V258H217V261L216 260H214L212 257H214V256H212L211 257V255H209L210 254V252H206V253H209L208 255H206V253L205 254H196L195 253V256H194V261H193V263L192 264H209V263H212L213 262V260L214 261H216L218 264H238V263H242V261L244 262V260L246 261V259H248V258H252V254H250V253H248L247 252V248H248V245H249V242H252ZM114 240V239H113ZM156 240H155V242H156ZM168 240V239H167ZM206 240V239H205ZM204 240V241H205ZM210 240V239H209ZM215 239H213V241H214ZM80 241V240H79ZM78 241V242H79ZM92 241H93V239H92ZM96 241H97V238H96ZM118 241V240H117ZM128 241V240H127ZM139 241V240H138ZM143 241H146V240H144L143 239ZM147 241H149V240H147ZM175 241V240H174ZM198 241H199V239H198ZM77 242V243H78ZM83 242V244L81 245V247H82V250H80V256H82V255H84V253H92V254H95L96 252H94V248L92 247V245L93 244H91L90 242H87V240H86V242H84V241H82ZM81 242V243H82ZM97 242H99V241H97ZM109 242V241H108ZM114 242V241H113ZM131 242V241H130ZM150 242V241H149ZM154 242V241H153ZM153 242H151V243H153ZM155 242L153 243V244H155ZM172 242V241H171ZM177 242V241H176ZM209 242V241H208ZM216 242V241H215ZM110 243V242H109ZM120 243V242H119ZM159 243H161V242H159ZM162 243H164V242H162ZM167 243V242H166ZM165 243V244H166ZM214 243V242H213ZM100 244V243H99ZM117 244V243H116ZM126 244V243H125ZM132 244H134V243H132ZM137 244V243H136ZM150 244V243H149ZM216 244V243H215ZM94 245H95V242H94ZM93 245V246H94ZM101 245V244H100ZM110 245H111V243H110ZM112 245H113V243H112ZM143 245V244H142ZM160 245V244H159ZM168 245V244H167ZM98 246V245H97ZM136 246V245H135ZM149 246V245H148ZM75 247H76V245H75ZM77 247H78V244H77ZM80 247V248H81ZM114 247V246H113ZM127 247H130V246H128L127 245ZM132 247V246H131ZM122 248V247H121ZM120 248V249H121ZM132 248H134V247H132ZM137 248H141V246H138ZM150 248V247H149ZM159 248V247H158ZM203 248V247H202ZM208 248V247H207ZM206 248V249H207ZM213 248H214V246H213ZM224 248V249H225ZM77 250H78V248H76ZM129 249V248H128ZM136 249V248H135ZM160 249H161V246H160ZM165 249V248H164ZM210 249V248H209ZM216 249V248H215ZM255 249V248H254ZM105 250V249H104ZM108 250H109V248H108ZM108 250H107V252H108ZM118 249H116L115 251H117ZM123 250V249H122ZM124 250H125V248H124ZM126 250H127V248H126ZM96 251V250H95ZM119 251V250H118ZM129 251V250H128ZM127 251V252H128ZM132 251V250H131ZM139 251V250H138ZM152 251V250H151ZM155 251V250H154ZM203 251V250H202ZM205 251V250H204ZM215 251V250H214ZM98 252V251H97ZM112 252V251H111ZM114 252V251H113ZM113 252L111 253V254H113ZM122 253L121 254H118L117 253V255L116 256H114V257H112L111 255L109 256V253H108V255L107 256H109V258L111 257L112 259H111V262H112V264H123V263H130V262H132L133 261V259H136V258H138V255L135 253H131V254H125L124 253V251H121ZM132 252H134V251H132ZM144 252V251H143ZM163 252V251H162ZM213 252V251H212ZM239 252V253H238ZM100 253V251L98 252V254ZM105 253V252H104ZM130 253V252H129ZM138 253V252H137ZM203 253V252H202ZM214 253V252H213ZM238 253V254H237ZM114 254H116L115 252H114ZM221 254V253H220ZM96 255V254H95ZM100 255H101V253H100ZM103 253H102V257H103ZM106 255V254H105ZM231 255V254H230ZM86 256H87V254H86ZM91 256H93V255H91ZM107 256H104V258H100V260H103V259H105V257H106V259L108 258ZM83 257V256H82ZM84 257H85V255H84ZM97 257H98V255H97ZM154 258L155 257H153V254H152V252H146V253H143L142 254V257H141V260H142V262H143V264H152L153 262H154ZM158 258V257H157ZM106 259L105 260H103L104 262H108V261H106ZM216 259V258H215ZM180 260V259H179ZM181 260H182V257H181ZM180 260V261H181ZM191 260V259H190ZM103 261H102V263H103ZM192 261V260H191ZM216 262H214L215 264H217ZM240 263V264H241ZM95 264H98V263H95ZM100 264V263H99ZM104 264H107V263H104ZM132 264H133V262H132ZM186 264H188V263H186Z\"/></svg>","mask_w":264,"mask_h":264}]
</instances>
